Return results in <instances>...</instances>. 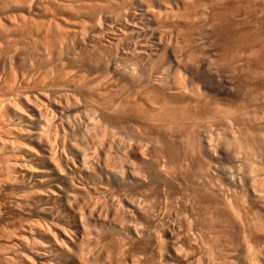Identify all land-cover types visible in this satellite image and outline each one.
<instances>
[{
	"label": "rangeland",
	"instance_id": "1",
	"mask_svg": "<svg viewBox=\"0 0 264 264\" xmlns=\"http://www.w3.org/2000/svg\"><path fill=\"white\" fill-rule=\"evenodd\" d=\"M158 1L159 0H151V1L149 0L148 2H146L144 0H130V1L129 0L128 1L127 0H118L119 4L116 3L117 5L115 4V5H112L111 8L109 7L110 10L108 9V13H106V15H109L111 17H113V15L119 11L120 12L125 11L127 13H130V14L133 13L134 14V17L132 20L133 21L132 22L133 27L131 28L133 31L132 32L133 38L135 40L143 43L145 45V48L147 49L145 55L139 54L137 56H129V57L127 56L126 59L124 58L123 60H121L122 62L117 61L118 62L117 66H119V67H117L118 69L116 71H112L108 65V63H111L112 61H115V59H116L115 58L116 56L114 54L115 51L113 50V48L108 47L110 49L109 50L107 48V46H100V45L99 46L96 45L95 46L96 48L94 46L87 48V46L85 47L84 45L80 44V41L84 40V37H82L83 35H81L80 33H73V32H69V34H68V31L66 32L67 36H66L65 40H63L61 42L54 40L53 35L56 34V31L54 30L55 27L52 26L53 24H51V22H56L57 25L59 24L58 27L60 30L66 31L64 27L65 26L67 27V25L66 24L64 25V23H62L59 20V18H60V15H62L61 18L64 16L65 17H71V16H68L66 11H64V10L61 11V9L58 6L56 7L53 4V1H48L47 5H45L43 8H41L42 10L40 13L43 14V10H44L43 17L40 14L39 16H36L37 18L35 17V19H34L36 24H37L36 25L37 27H40L42 24L43 25H46L47 23L51 24V28H52L50 31L51 33L49 32L47 34L49 42L51 43V44L49 43L50 45L47 44V46H46L45 44H43L42 38H41V36L43 37V33L40 30H38L39 32L36 31L34 26H32V30L30 29L29 32H25L21 28H17V29L15 28V29H11V30L7 31V33L4 32L2 35H0L1 38L3 37V39L0 38L1 39L0 40L1 47L3 45L2 49L0 48V50H1L0 51V55H1L0 56V70H1L0 71V176H1L0 177V186L2 187V188L0 187V202H1L0 203V221H1L0 222V231H1L0 232V246H1L0 247V257L8 255L9 252L15 248L16 236L20 232L19 231L20 225H18L15 222L12 223L13 219L11 218L10 215L8 216L2 208V204L4 203V199H6L7 196L13 195V193L16 194V192H17L15 190L14 186L16 187V184H17L19 179L14 177L13 174H11V172H14L19 165H22V163H26V166H28L29 163H31V161H29V158H28L29 155L31 154L30 152H32L36 149H39L41 147V145H44V146L50 147L51 149L52 148L53 149L54 148L55 149H62V153L64 151L65 152L64 154L67 155V157L68 156L73 157V154L76 152L78 154H82V153L85 154L86 153L87 159L85 158L86 159L85 163L88 161V158H89L90 162L88 161L85 164V166L88 164L89 166L92 165L94 168L96 167V169H94L92 167L94 169V172L96 170L98 172L99 171L101 172V170L103 171V169L104 170L106 169V166L108 169H106V171H104V172L108 173L110 169L113 171V172L110 171L108 173V175L110 174V177L107 176V177H109L110 182L107 181L108 179L104 181V178H103V179H100L101 183H97V185H99V186L102 185V186H100L102 188H99V186H97L98 192H100V194L92 193L90 190L88 192L80 190L83 192V195L85 194L84 197L82 195V192H81V194L79 193L78 196H76L77 208L80 206V207L85 208L88 211L87 212L88 214H86L87 220L85 219L86 223H84V226H85L84 230H88L91 227V225H92V227L89 229L91 232L90 231L89 232L84 231V233H87V232L89 233V235L91 236V239H90V237L86 238L87 236H86V234H84V237H83L84 239L82 240V242L76 243V245H74V247L72 248L73 252L71 251V255H72V257H74V259H77L78 256L80 255L79 253L84 251V253L87 254V255H85V257H87L88 259H90L91 257H94V259L97 261L98 264H100L102 261H103L102 264H105V263L106 264H113L114 262H115L114 264H118V262H119V264H125L124 261H126V264H127L128 260H126V259H128V256H126V255H128L130 250L135 249V251L137 252V255L140 256L139 258L145 259V260H141V262H142L141 264H148V262H149V264H151V262H152V264H155V263L156 264L157 263L158 264H161V263L162 264H164V263L165 264H185V263L186 264H197L200 262H201V264H233V263H235V264H248V263L251 264L252 262L254 264H264V256H263L264 255V250H263L264 249V245H263L264 244V222H263L264 221V219H263L264 218V209H263L264 208V200H263L264 199L263 198L264 197V184H263L264 173H261V170H262V172H264V170H263L264 169V165H263V163H264V124H263V122H264V116H263L264 115V59H263L264 58V55H263L264 54V47L263 46L264 45L263 44L264 43H262L264 41V38H262V37H264V35H263L264 34V26H263L264 25V18H263L264 17V0H262V1L261 0H259V1L258 0H188V1L187 0H165V1L160 0L159 2ZM180 1H182V2H180ZM162 2L165 4L164 6H162ZM165 2H167V3H165ZM198 3H200V4H198ZM253 3H254V5H252ZM127 4L129 7L127 6ZM167 4H169V5H167ZM192 5L195 9L193 7H190ZM148 6H149V8H148ZM45 7L47 9H45ZM150 7H151V9H150ZM176 7H178V8H176ZM247 7H248V9H247ZM55 8H57V10H55ZM119 8H120V10H118ZM164 8H166V10ZM213 8H215L216 10H214ZM229 8H232V9H229ZM228 9H229V11H228ZM104 10H107V9H104ZM170 10H171L172 14H171V12H169ZM218 10L220 13L218 12ZM56 11H57V13H56ZM153 11H154V13H153ZM222 12H223V14H222ZM60 13H62V14H60ZM157 13H159V14H157ZM226 13L229 15H226ZM170 14H171V16L173 15V17H172L173 19L170 17ZM56 16H58V17H56ZM81 16H79L80 18H78V17L75 18V20H74L75 24L82 22L81 24H85V25L87 24V26H88L91 23H93L92 22L93 20H95V19L91 20L90 15L86 16L85 13L82 14ZM155 16H157L158 18ZM178 16L179 17L182 16V17L179 18ZM166 17H168V18H166ZM183 17H185V18L183 19ZM192 17L194 18V20ZM202 18H203V20L205 18L204 23H203ZM70 19L72 20V18H70ZM223 19H224V21H223ZM134 21H135V24H134ZM212 21H214V22H212ZM245 21H246V23H245ZM175 22H176V24H175ZM94 23H96V21H94ZM198 24H199V26H198ZM257 24H259V25H257ZM61 25L64 27H62ZM172 25L175 27H173ZM207 25H209V26H207ZM233 25H234V27H232ZM159 26H160V28H158ZM260 26H262V27H260ZM174 28H176V29L174 30ZM204 28H206V29L204 30ZM89 29H90V27H89ZM89 29H87V31ZM185 29H188V30H185ZM211 29H212V31H211ZM260 29H261V32H260ZM157 30H159L160 32L164 31L163 35L165 34L166 36L165 35L160 36L162 34ZM165 30L168 34L165 32ZM248 30H249V32H248ZM174 31L176 32V34ZM187 31H188V34L186 33ZM257 31H258V33H257ZM88 32H86V33H88ZM193 32H194V34H193ZM245 32H246V34H245ZM179 33L181 35H179ZM206 33H207V35H206ZM240 33H241V35H240ZM248 33H250L249 34L250 36L247 35ZM22 34H24V35H22ZM212 34H214V35H212ZM252 34L259 35L260 39H258V41H260V42L253 40L254 43H252V41H251V39L253 38ZM72 35H74V36H72ZM242 35H244V36H242ZM178 36H180V37H178ZM247 37H251V38L248 39ZM51 38H52V40H50ZM81 38H83V39H81ZM196 38H198V39H196ZM238 38L240 39V41L238 40ZM242 38L246 39V42H248V43L246 44V42L243 41ZM19 39L20 40L22 39L21 42ZM168 39L170 41H168ZM247 39H248V41H247ZM208 40H209V42H208ZM174 41H175V43H173ZM158 42H160V43H158ZM184 42H185V45H184ZM20 43L22 46L23 45L24 46L22 47L20 45ZM52 43H54V44H52ZM180 43H181V45H180ZM146 44H147V46H146ZM212 44H213V46H212ZM4 46L6 47V49ZM57 46H59V47H57ZM45 47H46V50H45ZM172 49H174L175 51L174 50L172 51ZM71 51H72V53H71ZM95 51H96V53H95ZM239 51H241V53ZM238 53H239V55H238ZM22 54H23V56H22ZM230 55H231V57H229ZM9 56H10V58H9ZM194 56H197V57H194ZM236 56H239L240 59H239V57H236ZM12 57H14V58H12ZM33 57L35 60L33 59ZM64 57H66L67 59ZM254 57H256V58H254ZM10 59H11V61H10ZM28 60H30V61H28ZM126 60H127V62H126ZM140 60H142V61H140ZM177 60H179V61H177ZM254 60H256V61H254ZM93 62H95V63H93ZM118 64H120V65H118ZM257 64H259V65H257ZM200 65H202V66H200ZM238 67L242 71L239 70ZM260 67H261V69H260ZM104 68H106V69H104ZM191 68L192 69L194 68L193 71ZM216 68H217V70H216ZM251 69H253V70H251ZM256 69L259 71V74H258V71H255ZM123 71L125 72V74ZM126 71H127V74H126ZM131 71L134 72L133 76H131L132 75ZM194 71L195 72L199 71L201 74V75L198 74L199 77L202 76L201 78H203V79L200 78L201 84H199V86L196 88V90L198 89L197 91L195 90L194 86L189 85V84H191V79L194 76V73H195ZM202 71H204V72H202ZM13 72H15V73H13ZM107 73L111 74L112 77L110 75H108ZM30 74H31V76H30ZM116 74H118V76ZM148 74H151L152 77H149L150 75H148ZM253 74H254L255 78H254ZM71 75H72V77H71ZM65 76H67V77H65ZM97 76H99V77H97ZM187 77H189V78H187ZM256 77H258V78H256ZM112 78H113V80H112ZM155 78H156L157 82L155 81ZM145 79L147 80V82L149 81L150 83H153L154 85L150 84L149 82L147 83ZM189 79H190V82H189ZM204 79H206V80H204ZM70 80L72 83L69 82ZM108 80H110V81H108ZM202 80L204 83L202 82ZM123 81L125 82V85H124ZM111 82H112V84H111ZM254 82H255V84H259L262 82V84L255 87L252 85ZM91 83H93V84H91ZM133 84H134V86H133ZM137 84H138V86H137ZM151 85H153V86H151ZM111 86L113 87V89ZM203 86L205 88H202ZM124 87H125V89H124ZM102 88H103V90H101ZM107 88H109L111 92L108 93L109 89H107ZM220 88H221V90H220ZM230 88H231V90H230ZM141 89H144V90H141ZM187 90H188V92H187ZM136 91H137V93H136ZM198 91H200V92H198ZM124 93H126V94H124ZM130 93L132 96L130 95ZM112 94H113V96H111ZM253 94H254V96H253ZM257 96H259V97H257ZM35 97H36V99H35ZM252 97H254V98H252ZM106 98H108V99H106ZM196 98H200V99H196ZM109 99L111 101L114 99L112 101L114 104L116 102H121L123 104V106L125 105L124 107H122V113L119 114L118 112H116V110H112L111 112H107L103 108L104 105L101 106L102 104H105V102H107ZM161 99H162V101H160ZM33 100H34V102H33ZM47 100L50 102H54L55 104L51 103L52 105H49L47 103ZM201 101L202 102L204 101V102L201 103ZM59 102H60V104H59ZM100 102H104V103H100ZM198 102L200 103L199 105H198ZM242 102H243V104H242ZM32 103H33V105H32ZM57 104L60 105L62 108H64L65 106L66 107L61 111L58 108ZM151 104H153V105H151ZM173 104H174V106H173ZM13 105H14V107H13ZM130 105H132V107ZM155 105H157V106H155ZM196 105H198V106H196ZM231 105L233 108L237 106L236 108H234V109H236V110H234L235 112L233 111V108L231 107ZM24 106H25V109H24ZM28 106L31 109L34 108L33 111H30V108ZM40 107H41V109H40ZM87 107H88V109H87ZM133 107H134V109L136 108L135 111H134ZM139 107H140V109H139ZM197 107H200L198 110H200L202 108L205 109V111H207L206 114L204 113L205 111L201 112L200 114H199V112L197 113V111H198L196 109ZM226 107H228V108H226ZM20 108L21 109L23 108V109L21 110ZM44 108L48 109V110L51 109V110L47 111L49 118L48 117L46 118L45 115H44L45 116L44 117L43 115H38L35 113L37 110H43ZM187 108H189V109H187ZM231 108H232V111L229 110ZM165 109L169 110V112H168L169 114L170 113H172V114L168 115V113H166L167 111L165 112ZM193 109L197 110V111H193ZM237 109H238V112H236ZM213 110H217V111H213ZM227 110H229V111H227ZM24 111H25V113H27V117H26V114L24 113ZM50 111H53V112L51 113ZM189 111H191V112H189ZM192 111L195 113L192 114ZM223 111L225 113H223ZM226 111H227V114L230 113L232 116L230 114L227 115ZM32 112H33V114H32ZM186 112H188V113L186 114ZM208 112H214V113H208ZM260 112H262V114ZM54 113L56 116L54 115ZM62 113H64V114H62ZM109 113H110V115H109ZM111 113L113 114V116ZM126 113H128V114H126ZM180 113H183V114H180ZM247 113H248V115H247ZM157 114H158V116H157ZM195 114H197V115L199 114L198 115L199 117L196 116ZM201 114H204V115L202 116ZM221 115L225 118H223ZM34 116L37 119L34 118ZM186 116L188 117V119L186 118ZM247 116H248V118H247ZM111 117L113 120L111 119ZM237 117H239V118H237ZM30 119L32 121H30ZM66 119H67V121H66ZM198 119H199V121H198ZM245 119L247 120V122ZM254 119H256V121ZM248 120H249V122H248ZM102 121H105V122H102ZM113 121L115 124L112 123ZM243 121L245 122V124H242V123H244ZM46 122H47V124H46ZM239 122H241V123H239ZM188 123H190V124H188ZM260 123H262V124H260ZM167 124H169V125H167ZM173 124H174V126H173ZM99 125H100V127H99ZM183 125L185 127H183ZM160 127H163V128H160ZM182 127L184 129H182ZM191 127L194 129H192ZM239 127L241 128V130ZM107 128H108V130L105 131V129H107ZM170 128H172V129H170ZM206 128H208V129H206ZM229 128L231 129L232 132H230ZM204 130H206V131H204ZM254 131L256 133H254ZM182 132H184V133H182ZM186 133H188V134H186ZM232 134L235 135L236 137L233 136ZM185 135H189V139L187 138L188 136H185ZM242 135L244 137L246 135V137L244 138ZM41 136H42V138H38ZM51 136H52V138H51ZM155 136H157V137H155ZM230 136L232 137V139ZM249 136H250L252 141L249 139ZM233 137L235 138V143L237 142V144L239 145L240 151L238 150V148L236 146H229L230 144L232 145V142H233L232 140H234ZM31 138H33V139H31ZM185 138L187 141L186 143H185ZM58 139L60 142L58 141ZM228 139H229V141H228ZM256 139H257V142H256ZM62 140H63V142H62ZM154 140H156V141H154ZM179 140H182V141H179ZM189 140L192 141L191 144H193V146L191 144H189V142H188ZM197 140H198V142H197ZM211 140H214V142L212 141V145H211ZM244 140H246V141H244ZM250 141L253 142V144H252V146H249V148L250 147L251 148L248 150L247 143H249ZM235 143H233V145ZM186 144L188 146L194 147V150L191 147L193 152L191 151V153L187 154V152L190 151V150H188V148L189 149H191V148L186 146ZM237 144H235V145H237ZM39 145H40V147H39ZM245 145H246V147H245ZM261 145H263V147H261ZM231 147L232 148L236 147L237 149L235 148V150H237V151L233 150ZM255 147L257 149H255ZM79 148H80V150H79ZM198 148L199 149L201 148V150H199ZM28 149L30 152L28 151ZM158 149H171V150L173 149L174 151L172 150V152L174 155H173L172 160H169L163 156H160L158 154ZM185 149H187V152L185 154L186 156H184L185 158L182 157L183 158L182 159L181 156L183 155V152L186 151ZM195 149L198 150V152ZM213 149H214V153L212 151ZM215 149H216V151H215ZM67 150H68V152H66ZM77 150H79V151H77ZM140 150L143 151L144 153H142ZM232 150H233V152H232ZM252 150H254L255 152L254 151L252 152ZM199 151H201V152H199ZM130 152H134L136 155H133ZM176 152L179 154H177ZM260 152H262V153H260ZM114 153H116V154H114ZM140 153H142L143 158H141L139 156ZM202 153H203V156H202ZM229 153H232V155ZM237 153L238 154L240 153V154L238 155ZM214 154H215V156H214ZM175 155H178L179 158L174 157ZM247 155L249 156V158ZM251 155L254 159L251 157ZM62 156H63V154H62ZM256 156L259 157L258 159H260V161L257 159ZM198 157H200V158H198ZM43 158L46 161V166L48 167V169H54L53 168V165H54L53 162L54 161L52 160V163H51V161H49L50 159L48 157L44 156ZM242 158H244V159H242ZM74 159H76L75 160L76 165L82 164L79 159H77V158H74ZM235 159H237V160H235ZM174 160H175V162H174ZM247 160H249V161H247ZM91 161H93V163ZM124 162L126 164H124ZM78 163H80V164H78ZM183 163H184V165H183ZM231 163H232V165H234V164L235 165L231 166ZM97 164H98V166H96ZM181 164H182V166H181ZM210 164H212V165H210ZM245 164H246V166H245ZM250 164L251 165L255 164V165L253 167ZM248 165L250 166V168L251 167L253 168V169L251 168L253 170V172L249 168ZM5 166L8 168V170H6ZM13 166H14V169H13ZM85 166H84V168L87 167V166L86 167ZM89 166L87 168L90 169L91 166L90 167ZM184 166H185V168H184ZM257 167H258V169H257ZM112 168H115V169H112ZM157 168H158V170L159 169H161V170L158 171ZM70 169L71 170L66 169V171L65 170L61 171V179L62 178L63 179H62V181L59 182V185H61V189L63 192L64 191L66 192L68 190L67 184L72 179L73 175H74V177H73L74 179L77 176V174L74 173L75 169H73L71 167H70ZM89 169H87V170L89 171ZM93 169H91L92 173L87 171V173L89 174V177H88V179L86 178V181L88 180L87 181L88 183L91 181V178H93V176H100V174L97 172H95V174H94ZM130 169L132 172L135 171L133 173L137 172L138 175H140V176H138L137 174H133V173L131 174ZM152 169H154V170H152ZM114 170L116 171V173L114 172ZM209 170H210V172H209ZM247 171H249L250 173H253V175ZM118 172H120V173H118ZM128 172L130 173V176H129ZM139 172H140V174H139ZM62 173H64L65 176ZM87 173H86V175L88 176ZM111 173L112 174L115 173L113 175L119 174L122 176L124 174V176H123L124 178H122V176L120 177L119 175L113 176ZM206 173H208V174H206ZM242 173L243 174L245 173V175H243ZM257 173H258V175H257ZM71 174H72V177H71ZM90 174H92L93 176H91ZM96 174H98V175H96ZM249 174L251 175V177H249L250 176ZM66 175L70 176V179ZM134 175H136V176H134ZM141 176L142 177L144 176L145 179H147V180H144L143 179L144 177L142 178ZM160 176L164 177L166 179V181H168L174 185L176 183L177 186H176V188H173V189L169 190L168 192H165L164 194H159V195L157 194V197H156L155 195L157 192V188H156L155 181H157ZM254 176H257V177H254ZM139 177H141V178H139ZM214 177H215V179H214ZM114 178H115V180H114ZM138 178L141 181V183L138 180ZM251 178L252 179L257 178L256 180L253 179L254 182L256 181L255 187H253L254 184L251 186V182H252ZM74 179H73V181H74ZM89 179H90V181H89ZM116 179H119V180L123 179L124 182H122V181L118 182V180H116ZM134 179H135V181H134ZM142 179L145 182L142 181ZM15 180H17V181H15ZM261 180H262V183H261ZM12 181H15V182H12ZM115 181H116V183H114ZM201 181H202V183H201ZM225 181H227V182H225ZM254 182H252V183H254ZM109 183H111V184H109ZM119 183H121V184H119ZM114 184H116V185H114ZM104 185H105V187H104ZM10 186L13 187L14 189L13 188L11 189ZM259 186H261V187L259 188ZM253 188H255V189H253ZM240 189L242 190V192ZM2 191H3V193H2ZM103 191H105V192L102 193ZM245 191H246V193H245ZM253 191H255L257 193L254 194ZM258 191H261V192H258ZM86 192L88 195L86 194ZM17 194H20V193H17ZM241 194H242V196H241ZM260 194L263 195V197L260 196ZM197 195H198V198H197ZM194 196L196 198H194ZM221 196H222V198H221ZM112 197H114V198H112ZM78 198H79V200H78ZM85 198H87V200ZM117 198H119V199H117ZM150 198H152V199L154 198V199L151 200ZM204 198H206V199H204ZM130 199H132L133 201L140 199L139 202L141 203V205L140 204L139 205L143 208L142 213L136 215L138 217L134 216L135 219H133L131 216H128L130 212L128 213V211L125 210V208L123 209V212L125 214L121 213L122 214L121 215V214H119L120 212H118V210L116 211L117 205H120V204L126 205V203L130 201ZM159 199L161 202L158 205ZM213 199H215L216 201ZM258 199L259 200L261 199V200L259 201ZM85 200H86V202H85ZM92 200H93V202H92ZM116 200H118V203ZM146 200H148L147 201L148 203L146 202ZM150 200L152 202V206H151ZM110 201L111 202L113 201L112 202L113 204ZM87 202H89V203H87ZM122 202H124L125 204ZM95 203H96V205H95ZM115 203H116V205H114ZM240 203H241V205H239ZM108 204L111 205L112 207L109 206ZM142 204H144V205L142 206ZM147 204H150V205L148 206ZM227 204H229L230 206ZM86 206H87V208H86ZM91 206L92 207L94 206L93 207L94 209L91 210V208H92ZM212 206H214V207H212ZM199 207H201V208H199ZM235 207H236V210H235ZM149 208H151V211H150L151 214L154 212L151 215V217H150V213L148 212V210H150ZM73 209L76 210L75 206ZM152 209H153V211H152ZM158 209H159V213H158ZM197 209H198V211H197ZM212 209H214V210H212ZM219 209H220V211H219ZM104 210H106V211H104ZM91 211L92 212L95 211L93 216L91 215ZM99 212H101V213H99ZM115 212H117V213H115ZM144 212L148 217L144 214ZM212 212H215V214ZM244 212H246V214ZM155 213H157V214L155 215ZM209 213L211 216H213V215L217 216L218 215L219 217L218 216L214 217V218L210 217ZM229 213L232 216L234 214V216L232 217ZM89 214H90V218H89ZM103 214H104V216H103ZM126 214H127V216H126ZM142 214H144V215L142 216ZM219 214H221V215H219ZM224 214H226V216ZM250 214H252V215H250ZM96 215H97V217H96ZM105 215H106V217H105ZM258 215L259 216L261 215V216L259 217ZM221 216H222V218H220ZM104 217H105V221H104ZM174 217H175V219H174ZM223 217L225 218L226 222L228 221L227 223L222 222ZM237 217L240 220H238ZM97 218H99L98 221H97ZM215 218H220L217 220L219 222H222V223H218V221ZM132 219H133V221H132ZM144 219H145V221H144ZM152 219H153V221H152ZM7 220H9V221H7ZM130 220H131V222H130ZM241 220H243V221H241ZM184 221H185V223H184ZM158 222H159V224H158ZM257 222L259 224H261V226L258 225ZM102 223L106 227L103 226ZM134 223H135V226H137V227L142 225V230H143L142 236H141V241L139 240L140 243L138 244V246H136L135 244H132L133 242H130L129 238H127V236L129 235L128 231H125L127 228H129V226L131 224L133 225ZM86 224L89 225L88 226L89 228L86 226ZM147 224H148V226H146ZM223 224H224V226H223ZM127 225H128V227H127ZM185 225H187V226H185ZM188 225H189V227H188ZM211 225H212V227H211ZM262 225H263V227H262ZM109 226H110V228H109ZM120 226H122L121 230H120ZM240 226H242V227H240ZM86 227L88 229H86ZM101 227H103V228H101ZM163 227L167 228V229H164ZM10 228L11 229L13 228V229L11 230ZM168 228H169V231H173V233H174L173 238L174 239L173 238L167 239L165 236H163L168 231ZM187 228L189 229V231ZM7 229H8V231H7ZM96 229L98 230V233H100V234L97 233ZM118 230H119V232H118ZM9 231H11V232H9ZM123 231H124V234L120 235V233H123ZM125 232H127V233L125 234ZM94 233H95V235L92 236V234H94ZM96 233L98 235H101V237L96 235ZM193 233H194L195 237L193 236ZM242 233H244V234L246 233V235L244 236V234H242ZM113 235H115V236L113 237ZM230 235H231V237H230ZM95 236H98L99 238L95 237ZM119 236L120 237L122 236L124 239L122 237L119 239L118 238ZM13 237H14V239H13ZM112 237H113V239H110ZM153 237L154 238L156 237L155 238L156 241L158 239L157 242L159 244L154 241L155 239ZM241 237L243 240L245 238H247L244 240L245 242L241 239ZM96 238H98V240L101 242L98 247H95ZM147 238H149V241L151 240L150 242H153L154 244L157 243V245H154L153 243L147 244L146 243L148 241ZM164 238H166V239H164ZM194 238H195V241H194ZM86 240H87V242H86ZM164 240H167V241H164ZM112 241L115 243L118 242V244L120 243V245L122 246L121 252L118 253L121 257L118 254L117 255L114 254L115 252L109 253V254H107V257L109 256L108 259H105V261L107 260L108 262H105L103 260V258H105L104 257L105 253L100 248H101V245L103 243H107V242L110 243ZM120 241H122V243ZM129 242H130V244H129ZM161 242H162V244H160ZM195 242H196V244H195ZM203 242H204V244H203ZM218 242H220V243H218ZM141 243L144 245H142ZM210 243H211V245H210ZM213 243H214V245H213ZM151 244L154 245V247ZM229 244H231V246ZM245 244H246V246H245ZM247 244H248V247H247ZM86 245H87L88 249L86 248ZM88 246H90V248ZM180 246L182 247V249ZM205 246L207 248H205ZM249 247L252 249H250ZM87 250H88V252H90V250H91V253H89V256H88ZM99 250H101V251H99ZM244 250H245V252H244ZM94 251H95V253H94ZM146 251H147V253H146ZM121 253L124 254L125 256L121 255ZM140 253H141V255H140ZM150 253H151V255H150ZM155 253H156V255H155ZM91 254L93 256H91ZM166 254H168V255L166 256ZM175 254H177V255H175ZM249 254H250V256H248ZM251 254H252V256H251ZM255 254H257V255H255ZM99 255L101 256L102 259L100 258ZM102 255H103V257H102ZM184 255L188 256V257L186 258V260L184 259V262H183V259H181V258L182 257L185 258ZM246 255H247V257H246ZM143 256L145 258H142ZM149 256L151 257V259ZM118 257H120V258H118ZM168 257H169V259H168ZM249 257H251L252 259H250ZM212 259L215 261H213ZM196 260H199V261L196 262ZM251 260H252V262L250 263ZM144 261H148V262H144ZM109 262H111V263H109ZM0 264H1V262H0Z\"/></svg>",
	"mask_w": 264,
	"mask_h": 264
},
{
	"label": "bare ground",
	"instance_id": "2",
	"mask_svg": "<svg viewBox=\"0 0 264 264\" xmlns=\"http://www.w3.org/2000/svg\"><path fill=\"white\" fill-rule=\"evenodd\" d=\"M48 1H53V4L57 7H59L60 9H61V11L62 10H64V11H66L67 12V15L68 16H71V17H62L61 18V16L62 15H60V14H62V13H60L59 15H60V18H59V20L62 22V23H64V25L66 24L67 25V27L65 26H62V27H64L65 28V30L66 31H63V30H60L59 29V27H58V25H57V23L56 22H51V24H53L52 26L53 27H55V31H56V34H54L53 36H54V40L55 41H63V40H65L66 39V36H67V31H68V34H69V32H73V33H80L81 35H83L82 37H84V40H79L80 41V44H82V45H84L85 47L87 46V48L88 47H92V46H96V45H100V46H107V48L108 47H110V48H113V50L115 51V61H112L111 63H108V65H109V67L111 68V70L112 71H116L118 68L117 67H119V66H117V61H119V62H122L121 60H123L124 58L126 59L127 58V56L129 57V56H137V55H145L146 54V48H145V45L143 44V43H141V42H139V41H137V40H135L134 38H133V34H132V27H133V17H134V14L133 13H127V12H125V11H119V12H116L114 15H113V17H111V16H109V15H106V13H108V9H109V7L111 8V6L112 5H115L116 3H118V0H0V35H2L4 32L5 33H7V31H9V30H11V29H17V28H21V29H23V31H25V32H29V30L31 29L32 30V26H34V28L36 29V31H38V30H40L42 33H43V37L41 36V38H42V42H43V44H45L46 46H47V44H49L50 42H49V39H48V36H47V34L51 31V24L50 23H47L46 25H39L40 27H37L36 25V22H35V17L36 16H39L40 14H41V16L43 17V14H44V10H43V14L42 13H40L41 12V8H43L45 5H47V3H48ZM128 1V0H127ZM130 1V0H129ZM144 1H146V2H148L147 0H144ZM151 1V0H150ZM160 1V0H159ZM158 1V2H159ZM165 1V0H164ZM188 1V0H187ZM259 1V0H258ZM262 1V0H261ZM157 2V3H158ZM180 2H182V1H180ZM245 2V1H244ZM145 3V2H144ZM165 3H167V2H165ZM169 3V2H168ZM250 3V2H249ZM119 4V3H118ZM126 4V3H125ZM147 4V3H146ZM161 4V3H160ZM198 4H200V3H198ZM223 4V3H222ZM243 4V3H242ZM117 5V4H116ZM150 5V4H149ZM165 4L162 2V6H164ZM167 5H169V4H167ZM182 5V4H181ZM185 5V4H184ZM252 5H254V3L252 4ZM256 5V4H255ZM127 6H128V4H127ZM177 6V5H176ZM195 6V5H194ZM229 6V5H228ZM240 6V5H239ZM244 6V5H243ZM242 6V7H243ZM129 7V6H128ZM166 7V6H165ZM169 7V6H168ZM172 7V6H171ZM190 7H193V5L192 6H190ZM198 7V6H197ZM219 7V6H218ZM250 7V6H249ZM148 8H149V6H148ZM176 8H178V7H176ZM188 8V7H187ZM194 8V7H193ZM238 8V7H237ZM255 8V7H254ZM45 9H47L46 7H45ZM59 9V10H60ZM104 9H107V10H104ZM113 9V8H112ZM150 9H151V7H150ZM153 9V8H152ZM165 10H166V8H164ZM168 9V8H167ZM170 9V8H169ZM192 9V8H191ZM195 9V8H194ZM214 10H216L215 8H213ZM226 9V8H225ZM229 9H232V8H229ZM229 9H228V11H229ZM247 9H248V7H247ZM260 9V8H259ZM55 10H57V8H55ZM54 10V11H55ZM58 10V11H59ZM110 10V9H109ZM118 10H120V8L118 9ZM122 10V9H121ZM124 10V9H123ZM176 10V9H175ZM210 10V9H209ZM241 10V9H240ZM246 10V9H245ZM254 10V9H253ZM161 11V10H160ZM178 11V10H177ZM181 11V10H180ZM191 11V10H190ZM225 11V10H224ZM232 11V10H231ZM234 11V10H233ZM46 12V11H45ZM111 12V11H110ZM115 12V11H114ZM149 12V11H148ZM169 12H171V10L169 11ZM185 12V11H184ZM189 12V11H188ZM218 12H219V10H218ZM217 12V13H218ZM236 12V11H235ZM248 12V11H247ZM56 13H57V11H56ZM86 14V16L87 15H90V18H91V20L92 19H95V20H93L92 22L93 23H91L90 25H88L87 26V24L85 25V24H81V23H74V20H75V18H80L79 16H81L82 14ZM88 13V14H87ZM153 13H154V11H153ZM174 13V12H173ZM182 13V12H181ZM201 13V12H200ZM207 13V12H206ZM212 13V12H211ZM220 13V12H219ZM157 14H159V13H157ZM165 14V13H164ZM171 14H172V12H171ZM171 14H170V17L172 18L173 17V15L171 16ZM189 14V13H188ZM192 14V13H191ZM205 14V13H204ZM208 14V13H207ZM222 14H223V12H222ZM47 15V14H46ZM198 15V14H197ZM226 15H229V14H227L226 13ZM225 15V16H226ZM234 15V14H233ZM232 15V16H233ZM258 15V14H257ZM262 15V14H261ZM40 16V17H41ZM45 16V15H44ZM137 16V15H136ZM135 16V17H136ZM158 16V15H157ZM157 16H155V17H157ZM161 16V15H160ZM159 16V17H160ZM167 16V15H166ZM186 16V15H185ZM206 16V15H205ZM263 16V15H262ZM56 17H58V16H56ZM82 17V16H81ZM89 17V16H88ZM179 17V16H178ZM180 17H182V16H180ZM179 17V18H180ZM194 17V16H193ZM192 17V18H193ZM210 17V16H209ZM218 17V16H217ZM223 17V16H222ZM231 17V16H230ZM37 18V17H36ZM70 18H72V20L70 19ZM158 18V17H157ZM166 18H168V17H166ZM185 17H183V19H184ZM213 18V17H212ZM219 18V17H218ZM264 18V17H263ZM40 19V18H39ZM58 19V18H57ZM170 19V18H169ZM173 19V18H172ZM230 19V18H229ZM45 20V19H44ZM161 20V19H160ZM193 20H194V18H193ZM202 20H203V18H202ZM204 20H205V18H204ZM204 20H203V23H204ZM39 21V20H38ZM47 21V20H46ZM94 21H96V23H94ZM166 21V20H165ZM170 21V20H169ZM207 21V20H206ZM222 21V20H221ZM223 21H224V19H223ZM254 21V20H253ZM42 22V21H41ZM164 22V21H163ZM173 22V21H172ZM184 22V21H183ZM194 22V21H193ZM212 22H214V21H212ZM211 22V23H212ZM216 22V21H215ZM220 22V21H219ZM233 22V21H232ZM84 23V22H83ZM229 23V22H228ZM245 23H246V21H245ZM251 23V22H250ZM254 23V22H253ZM258 23V22H257ZM39 24V23H38ZM61 24V23H60ZM134 24H135V21H134ZM162 24V23H161ZM175 24H176V22H175ZM216 24V23H215ZM223 24V23H222ZM240 24V23H239ZM248 24V23H247ZM261 24V23H260ZM159 25V24H158ZM157 25V26H158ZM174 25V24H173ZM172 25V26H173ZM194 25V24H193ZM204 25V24H203ZM220 25V24H219ZM224 25V24H223ZM242 25V24H241ZM252 25V24H251ZM257 25H259V24H257ZM263 25V24H262ZM164 26V25H163ZM191 26V25H190ZM197 26V25H196ZM198 26H199V24H198ZM207 26H209V25H207ZM206 26V27H207ZM264 26V25H263ZM89 27H90V29H89ZM167 27V26H166ZM169 27V26H168ZM173 27H175V26H173ZM187 27V26H186ZM202 27V26H201ZM232 27H234V25L232 26ZM260 27H262V26H260ZM158 28H160V26L158 27ZM162 28V27H161ZM195 28V27H194ZM221 28V27H220ZM225 28V27H224ZM228 28V27H227ZM226 28V29H227ZM230 28V27H229ZM248 28V27H247ZM87 29H89L88 31H87ZM164 29V28H163ZM176 28H174V30H175ZM179 29V28H178ZM191 29V28H190ZM206 28H204V30H205ZM231 29V28H230ZM240 29V28H239ZM253 29V28H252ZM257 29V28H256ZM263 29V28H262ZM161 30V29H160ZM167 30V29H166ZM166 30H165V32H166ZM169 30V29H168ZM172 30V29H171ZM183 30V29H182ZM185 30H188V29H185ZM203 30V31H204ZM258 30V29H257ZM17 31V30H16ZM22 31V32H23ZM156 31V30H155ZM157 31H159V30H157ZM179 31V30H178ZM181 31V30H180ZM201 31V30H200ZM208 31V30H207ZM211 31H212V29H211ZM247 31V30H246ZM14 32V31H13ZM39 32V31H38ZM86 32H88V33H86ZM160 32V31H159ZM164 32V31H163ZM163 32H160L162 35H160V36H164L163 35ZM175 32V31H174ZM217 32V31H216ZM248 32H249V30H248ZM260 32H261V29H260ZM259 32V33H260ZM16 33V32H15ZM19 33V32H18ZM33 33V32H32ZM51 33V32H50ZM167 33V32H166ZM178 33V32H177ZM187 34H188V31L186 32ZM201 33V32H200ZM199 33V34H200ZM210 33V32H209ZM212 33V32H211ZM257 33H258V31H257ZM10 34V33H9ZM13 34V33H12ZM27 34V33H26ZM168 34V33H167ZM172 34V33H171ZM175 34H176V32H175ZM186 34V35H187ZM193 34H194V32H193ZM220 34V33H219ZM218 34V35H219ZM244 34V33H243ZM245 34H246V32H245ZM250 33H248L247 35L248 36H250L249 35ZM6 35V34H5ZM22 35H24V34H22ZM52 35V34H51ZM85 35V36H84ZM179 35H181L180 33H179ZM206 35H207V33H206ZM212 35H214V34H212ZM240 35H241V33H240ZM264 35V34H263ZM8 36V35H7ZM16 36V35H15ZM21 36V35H20ZM26 36V35H25ZM72 36H74V35H72ZM166 36V35H165ZM183 36V35H182ZM203 36V35H202ZM242 36H244V35H242ZM252 36H253V38L251 39V41H252V43H254L253 42V40L254 41H258V39H260L259 38V35H257V34H252ZM6 37V36H5ZM23 37V36H22ZM29 37V36H28ZM70 37V36H69ZM80 37V36H79ZM78 37V38H79ZM175 37V36H174ZM178 37H180V36H178ZM209 37V36H208ZM230 37V36H229ZM239 37V36H238ZM1 38V37H0ZM31 38V37H30ZM142 38V37H141ZM160 38V37H159ZM158 38V39H159ZM213 38V37H212ZM234 38V37H233ZM237 38V37H236ZM248 39L249 38H251V37H247ZM262 38H264V37H262ZM1 39H3V37L1 38ZM0 39V40H1ZM8 39V38H7ZM16 39V38H15ZM14 39V40H15ZM29 39V38H28ZM81 39H83V38H81ZM137 39V38H136ZM140 39V38H139ZM170 39V38H169ZM168 39V41H170ZM196 39H198V38H196ZM211 39V38H210ZM243 39V38H242ZM248 39H247V41H248ZM6 40V39H5ZM20 40V39H19ZM18 40V41H19ZM22 40V39H21ZM21 40H20V42H21ZM35 40V39H34ZM50 40H52V38L50 39ZM186 40V39H185ZM237 40V39H236ZM238 40L240 41V39L238 38ZM237 40V41H238ZM7 41V40H6ZM28 41V40H27ZM31 41V40H30ZM74 41V40H73ZM76 41V40H75ZM167 41V42H168ZM182 41V40H181ZM198 41V40H197ZM243 41H245L246 42V39H243ZM250 41V42H251ZM262 41V40H261ZM11 42V41H10ZM9 42V43H10ZM26 42V41H25ZM36 42V41H35ZM41 42V41H40ZM177 42V41H176ZM208 42H209V40H208ZM242 42V41H241ZM258 42H260V41H258ZM19 43V42H18ZM28 43V42H27ZM39 43V42H38ZM37 43V44H38ZM59 43V42H58ZM67 43V42H66ZM158 43H160V42H158ZM173 43H175V41L173 42ZM224 43V42H223ZM230 43V42H229ZM248 42H246V44H247ZM262 43H264V41L262 42ZM11 44V43H10ZM9 44V45H10ZM25 44V43H24ZM30 44V43H29ZM51 44V43H50ZM49 44V45H50ZM52 44H54V43H52ZM79 44V43H78ZM79 44V45H80ZM162 44V43H161ZM167 44V43H166ZM204 44V43H203ZM210 44V43H209ZM240 44V43H239ZM258 44V43H257ZM8 45V46H9ZM20 45H21V43H20ZM19 45V46H20ZM35 45V44H34ZM40 45V44H39ZM70 45V44H69ZM164 45V44H163ZM178 45V44H177ZM180 45H181V43H180ZM184 45H185V42H184ZM194 45V44H193ZM196 45V44H195ZM238 45V44H237ZM264 45V44H263ZM13 46V45H12ZM22 46V45H21ZM24 46V45H23ZM22 46V47H23ZM41 46V45H40ZM146 46H147V44H146ZM150 46V45H149ZM206 46V45H205ZM212 46H213V44H212ZM249 46V45H248ZM258 46V45H257ZM2 47H3V45H2ZM2 47H1V42H0V48L2 49ZM5 47V46H4ZM32 47V46H31ZM30 47V48H31ZM57 47H59V46H57ZM61 47V46H60ZM171 47V46H170ZM195 47V46H194ZM200 47V46H199ZM204 47V46H203ZM215 47V46H214ZM219 47V46H218ZM264 47V46H263ZM12 48V47H11ZM17 48V47H16ZM25 48V47H24ZM35 48V47H34ZM76 48V47H75ZM96 48V47H95ZM148 48V47H147ZM163 48V47H162ZM168 48V47H167ZM175 48V47H174ZM180 48V47H179ZM185 48V47H184ZM202 48V47H201ZM207 48V47H206ZM229 48V47H228ZM227 48V49H228ZM5 49H6V47H5ZM59 49V48H58ZM86 49V48H85ZM93 49V48H92ZM109 49V48H108ZM178 49V48H177ZM195 49V48H194ZM212 49V48H211ZM230 49V48H229ZM248 49V48H247ZM8 50V49H7ZM14 50V49H13ZM17 50V49H16ZM15 50V51H16ZM23 50V49H22ZM31 50V49H30ZM38 50V49H37ZM45 50H46V47H45ZM88 50V49H87ZM105 50V49H104ZM110 50V49H109ZM174 49H172V51H173ZM186 50V49H185ZM190 50V49H189ZM242 50V49H241ZM251 50V49H250ZM1 51V50H0ZM20 51V50H19ZM44 51V50H43ZM78 51V50H77ZM91 51V50H90ZM159 51V50H158ZM175 51V50H174ZM207 51V50H206ZM212 51V50H211ZM235 51V50H234ZM247 51V50H246ZM9 52V51H8ZM57 52V51H56ZM62 52V51H61ZM113 52V51H112ZM163 52V51H162ZM240 53H241V51H239ZM243 52V51H242ZM19 53V52H18ZM44 53V52H43ZM46 53V52H45ZM51 53V52H50ZM60 53V52H59ZM71 53H72V51H71ZM95 53H96V51H95ZM149 53V52H148ZM186 53V52H185ZM229 53V52H228ZM79 54V53H78ZM151 54V53H150ZM155 54V53H154ZM194 54V53H193ZM245 54V53H244ZM263 54V53H262ZM42 55V54H41ZM88 55V54H87ZM102 55V54H101ZM185 55V54H184ZM190 55V54H189ZM216 55V54H215ZM238 55H239V53H238ZM264 55V54H263ZM1 56V55H0ZM3 56V55H2ZM22 56H23V54H22ZM59 56V55H58ZM199 56V55H198ZM233 56V55H232ZM235 56V55H234ZM241 56V55H240ZM244 56V55H243ZM8 57V56H7ZM81 57V56H80ZM168 57V56H167ZM166 57V58H167ZM194 57H197V56H194ZM229 57H231V55L229 56ZM236 57H239V56H236ZM6 58V57H5ZM9 58H10V56H9ZM12 58H14V57H12ZM22 58V57H21ZM26 58V57H25ZM31 58V57H30ZM64 58H66V57H64ZM71 58V57H70ZM92 58V57H91ZM102 58V57H101ZM135 58V57H134ZM233 58V57H232ZM235 58V57H234ZM254 58H256V57H254ZM33 59H34V57H33ZM46 59V58H45ZM48 59V58H47ZM67 59V58H66ZM81 59V58H80ZM100 59V58H99ZM111 59V58H110ZM133 59V58H132ZM201 59V58H200ZM208 59V58H207ZM217 59V58H216ZM239 59H240V57H239ZM259 59V58H258ZM262 59V58H261ZM264 59V58H263ZM35 60V59H34ZM54 60V59H53ZM176 60V59H175ZM190 60V59H189ZM225 60V59H224ZM237 60V59H236ZM7 61V60H6ZM10 61H11V59H10ZM28 61H30V60H28ZM40 61V60H39ZM67 61V60H66ZM98 61V60H97ZM107 61V60H106ZM134 61V60H133ZM140 61H142V60H140ZM156 61V60H155ZM177 61H179V60H177ZM207 61V60H206ZM231 61V60H230ZM243 61V60H242ZM254 61H256V60H254ZM259 61V60H258ZM126 62H127V60H126ZM129 62V61H128ZM136 62V61H135ZM165 62V61H164ZM208 62V61H207ZM214 62V61H213ZM236 62V61H235ZM35 63V62H34ZM93 63H95V62H93ZM105 63V62H104ZM151 63V62H150ZM149 63V64H150ZM202 63V62H201ZM242 63V62H241ZM14 64V63H13ZM58 64V63H57ZM56 64V65H57ZM135 64V63H134ZM197 64V63H196ZM209 64V63H208ZM217 64V63H216ZM260 64V63H259ZM259 64H257V65H259ZM262 64V63H261ZM105 65V64H104ZM107 65V66H108ZM118 65H120V64H118ZM194 65V64H193ZM207 65V64H206ZM210 65V64H209ZM214 65V64H213ZM220 65V64H219ZM229 65V64H228ZM227 65V66H228ZM239 65V64H238ZM243 65V64H242ZM69 66V65H68ZM93 66V65H92ZM132 66V65H131ZM197 66V65H196ZM200 66H202V65H200ZM233 66V65H232ZM235 66V65H234ZM241 66V65H240ZM247 66V65H246ZM261 66V65H260ZM29 67V66H28ZM31 67V66H30ZM57 67V66H56ZM76 67V66H75ZM137 67V66H136ZM256 67V66H255ZM68 68V67H67ZM197 68V67H196ZM207 68V67H206ZM234 68V67H233ZM239 68V67H238ZM250 68V67H249ZM258 68V67H257ZM104 69H106V68H104ZM192 69V68H191ZM194 69V68H193ZM193 69H192V71H193ZM235 69V68H234ZM260 69H261V67H260ZM263 69V68H262ZM11 70V69H10ZM58 70V69H57ZM63 70V69H62ZM102 70V69H101ZM130 70V69H129ZM202 70V69H201ZM216 70H217V68H216ZM219 70V69H218ZM224 70V69H223ZM239 70H241L240 68H239ZM238 70V71H239ZM248 70V69H247ZM251 70H253V69H251ZM1 71V70H0ZM12 71V70H11ZM17 71V70H16ZM51 71V70H50ZM61 71V70H60ZM125 71V70H124ZM123 71V72H124ZM144 71V70H143ZM220 71V70H219ZM242 71V70H241ZM250 71V70H249ZM255 71H258L257 69L255 70ZM74 72V71H73ZM96 72V71H95ZM120 72V71H119ZM132 72V75L131 76H133V71H131ZM195 72V71H194ZM202 72H204V71H202ZM206 72V71H205ZM209 72V71H208ZM217 72V71H216ZM254 72V71H253ZM263 72V71H262ZM13 73H15V72H13ZM31 73V72H30ZM69 73V72H68ZM99 73V72H98ZM97 73V74H98ZM104 73V72H103ZM102 73V74H103ZM110 73V72H109ZM116 73V72H115ZM118 73V72H117ZM130 73V72H129ZM153 73V72H152ZM155 73V72H154ZM161 73V72H160ZM241 73V72H240ZM101 74V75H102ZM108 74V73H107ZM124 74H125V72H124ZM126 74H127V71H126ZM201 75L200 74V72L198 71H196L195 73H194V76H193V78L191 79V84H189V85H191V86H194V88H195V90H196V88L199 86V84H201V79H203V78H201L202 76H200L199 77V75ZM209 74V73H208ZM220 74V73H219ZM242 74V73H241ZM248 74V73H247ZM250 74V73H249ZM252 74V73H251ZM258 74H259V71H258ZM95 75V74H94ZM108 75H110L111 76V74H108ZM117 76H118V74H116ZM130 75V74H129ZM136 75V74H135ZM146 75V74H145ZM148 75H150L149 77H152L151 76V74H148ZM203 75V74H202ZM237 75V74H236ZM240 75V74H239ZM238 75V76H239ZM256 75V74H255ZM30 76H31V74H30ZM63 76V75H62ZM100 76V75H99ZM99 76H97V77H99ZM106 76V75H105ZM225 76V75H224ZM237 76V77H238ZM247 76V75H246ZM251 76V75H250ZM253 76H254V74H253ZM261 76V75H260ZM11 77V76H10ZM65 77H67V76H65ZM71 77H72V75H71ZM112 77V76H111ZM120 77V76H119ZM128 77V76H127ZM227 77V76H226ZM241 77V76H240ZM259 77V76H258ZM258 77H256V78H258ZM13 78V77H12ZM16 78V77H15ZM110 78V77H109ZM161 78V77H160ZM187 78H189V77H187ZM201 78V79H200ZM209 78V77H208ZM220 78V77H219ZM254 78H255V76H254ZM3 79V78H2ZM64 79V78H63ZM73 79V78H72ZM100 79V78H99ZM149 79V78H148ZM246 79V78H245ZM14 80V79H13ZM90 80V79H89ZM112 80H113V78H112ZM116 80V79H115ZM146 80V79H145ZM204 80H206V79H204ZM224 80V79H223ZM20 81V80H19ZM29 81V80H28ZM55 81V80H54ZM73 81V80H72ZM108 81H110V80H108ZM143 81V80H142ZM151 81V80H150ZM154 81V80H153ZM155 81H156V78H155ZM179 81V80H178ZM221 81V80H220ZM241 81V80H240ZM16 82V81H15ZM31 82V81H30ZM45 82V81H44ZM69 82H71V80L69 81ZM114 82V81H113ZM124 82V81H123ZM139 82V81H138ZM146 82H147V80H146ZM149 82V81H148ZM147 82V83H148ZM157 82V81H156ZM189 82H190V79H189ZM202 82H203V80H202ZM206 82V81H205ZM218 82V81H217ZM22 83V82H21ZM57 83V82H56ZM72 83V82H71ZM94 83V82H93ZM93 83H91V84H93ZM100 83V82H99ZM106 83V82H105ZM129 83V82H128ZM133 83V82H132ZM131 83V84H132ZM146 83V84H147ZM150 83V82H149ZM163 83V82H162ZM178 83V82H177ZM182 83V82H181ZM204 83V82H203ZM220 83V82H219ZM240 83V82H239ZM111 84H112V82H111ZM119 84V83H118ZM117 84V85H118ZM140 84V83H139ZM150 84H153V83H150ZM176 84V83H175ZM211 84V83H210ZM248 84V83H247ZM262 84V82L261 83H259V84H255V82L252 84L253 86H259V85H261ZM32 85V84H31ZM80 85V84H79ZM103 85V84H102ZM108 85V84H107ZM124 85H125V82H124ZM154 85V84H153ZM153 85H151V86H153ZM182 85V84H181ZM184 85V84H183ZM236 85V84H235ZM27 86V85H26ZM100 86V85H99ZM133 86H134V84H133ZM137 86H138V84H137ZM242 86V85H241ZM18 87V86H17ZM51 87V86H50ZM65 87V86H64ZM85 87V86H84ZM102 87V86H101ZM107 87V86H106ZM112 87V86H111ZM119 87V86H118ZM141 87V86H140ZM139 87V88H140ZM145 87V86H144ZM162 87V86H161ZM183 87V86H182ZM211 87V86H210ZM238 87V86H237ZM40 88V87H39ZM82 88V87H81ZM110 88V87H109ZM109 88H107V89H109ZM130 88V87H129ZM152 88V87H151ZM150 88V89H151ZM154 88V87H153ZM176 88V87H175ZM181 88V87H180ZM202 88H205L204 86L202 87ZM111 89V88H110ZM110 89H109V91H108V93L109 92H111L110 91ZM112 89H113V87H112ZM124 89H125V87H124ZM148 89V88H147ZM155 89V88H154ZM183 89V88H182ZM190 89V88H189ZM192 89V88H191ZM248 89V88H247ZM52 90V89H51ZM101 90H103V88L101 89ZM106 90V89H105ZM141 90H144V89H141ZM198 90V89H197ZM196 90V91H197ZM216 90V89H215ZM220 90H221V88H220ZM228 90V89H227ZM230 90H231V88H230ZM233 90V89H232ZM246 90V89H245ZM255 90V89H254ZM113 91V90H112ZM214 91V90H213ZM39 92V91H38ZM117 92V91H116ZM146 92V91H145ZM148 92V91H147ZM151 92V91H150ZM187 92H188V90H187ZM198 92H200V91H198ZM51 93V92H50ZM84 93V92H83ZM96 93V92H95ZM103 93V92H102ZM127 93V92H126ZM126 93H124V94H126ZM136 93H137V91H136ZM140 93V92H139ZM179 93V92H178ZM21 94V93H20ZM60 94V93H59ZM69 94V93H68ZM104 94V93H103ZM117 94V93H116ZM146 94V93H145ZM39 95V94H38ZM42 95V94H41ZM115 95V94H114ZM128 95V94H127ZM126 95V96H127ZM130 95H131V93H130ZM199 95V94H198ZM224 95V94H223ZM232 95V94H231ZM256 95V94H255ZM8 96V95H7ZM111 96H113V94L111 95ZM132 96V95H131ZM158 96V95H157ZM227 96V95H226ZM234 96V95H233ZM252 96V95H251ZM253 96H254V94H253ZM23 97V96H22ZM48 97V96H47ZM196 97V96H195ZM201 97V96H200ZM219 97V96H218ZM257 97H259V96H257ZM39 98V97H38ZM112 98V97H111ZM117 98V97H116ZM131 98V97H130ZM245 98V97H244ZM252 98H254V97H252ZM35 99H36V97H35ZM106 99H108V98H106ZM193 99V98H192ZM196 99H200V98H196ZM195 99V100H196ZM209 99V98H208ZM232 99V98H231ZM25 100V99H24ZM23 100V101H24ZM38 100V99H37ZM102 100V99H101ZM114 100V99H113ZM112 100V101H113ZM122 100V99H121ZM120 100V101H121ZM173 100V99H172ZM181 100V99H180ZM179 100V101H180ZM214 100V99H213ZM217 100V99H216ZM254 100V99H253ZM252 100V101H253ZM30 101V100H29ZM28 101V102H29ZM62 101V100H61ZM104 101V100H103ZM110 99L107 101V102H105V104H102L101 106H103V108L107 111V112H111L112 110H116V112H118L119 114L120 113H122V107H124L123 106V104L121 103V102H116L115 104L112 102ZM119 101V100H118ZM126 101V100H125ZM160 101H162V99L160 100ZM159 101V102H160ZM170 101V100H169ZM186 101V100H185ZM191 101V100H190ZM207 101V100H206ZM205 101V102H206ZM224 101V100H223ZM261 101V100H260ZM31 102V101H30ZM33 102H34V100H33ZM42 102V101H41ZM173 102V101H172ZM181 102V101H180ZM204 102V101H203ZM202 101H201V103H203ZM250 102V101H249ZM262 102V101H261ZM25 103V102H24ZM47 103L49 104V105H52L51 103H54V102H50V101H48L47 100ZM66 103V102H65ZM73 103V102H72ZM100 103H104V102H100ZM146 103V102H145ZM176 103V102H175ZM193 103V102H192ZM237 103V102H236ZM263 103V102H262ZM55 104V103H54ZM53 104V105H54ZM59 104H60V102H59ZM165 104V103H164ZM200 103L198 102V105H199ZM205 104V103H204ZM207 104V103H206ZM211 104V103H210ZM216 104V103H215ZM231 104V103H230ZM229 104V105H230ZM242 104H243V102H242ZM250 104V103H249ZM253 104V103H252ZM28 105V104H27ZM32 105H33V103H32ZM41 105V104H40ZM43 105V104H42ZM66 105V104H65ZM91 105V104H90ZM133 105V104H132ZM132 105H130L131 107H132ZM139 105V104H138ZM151 105H153V104H151ZM168 105V104H167ZM186 105V104H185ZM198 105H196V106H198ZM203 105V104H202ZM214 105V104H213ZM228 105V106H229ZM241 105V104H240ZM26 106V105H25ZM25 106H24V109H25ZM57 106H58V108L62 111L64 108H62L60 105H58L57 104ZM69 106V105H68ZM148 106V105H147ZM155 106H157V105H155ZM173 106H174V104H173ZM211 106V105H210ZM226 106V105H225ZM234 106V105H233ZM13 107H14V105H13ZM29 107V106H28ZM46 107V106H45ZM50 107V106H49ZM55 107V106H54ZM77 107V106H76ZM130 107V108H131ZM136 107V106H135ZM166 107V106H165ZM172 107V106H171ZM203 107V106H202ZM231 107H232V105H231ZM237 107V106H236ZM236 107H234V108H236ZM240 107V106H239ZM243 107V106H242ZM252 107V106H251ZM30 108V107H29ZM74 108V107H73ZM86 108V107H85ZM142 108V107H141ZM175 108V107H174ZM200 107H197L196 109L198 110ZM214 108V107H213ZM226 108H228V107H226ZM233 108V107H232ZM232 108L231 109H229V110H231L232 111ZM233 108V111L234 110H236V109H234ZM12 109V108H11ZM21 109V108H20ZM23 109V108H22ZM21 109V110H22ZM33 109L34 108H30V111H33ZM39 109V108H38ZM40 109H41V107H40ZM67 109V108H66ZM87 109H88V107H87ZM133 109H134V107H133ZM138 109V108H137ZM139 109H140V107H139ZM150 109V108H149ZM179 109V108H178ZM187 109H189V108H187ZM212 109V108H211ZM221 109V108H220ZM248 109V108H247ZM15 110V109H14ZM49 110H51V109H49ZM48 109H43V110H35L36 112V114H38V115H45L46 116V118L48 117V113H47V111H49ZM81 110V109H80ZM136 110V108L134 109V111ZM171 110V109H170ZM181 110V109H180ZM197 110H194L193 109V111H197ZM209 110V109H208ZM229 110H227V111H229ZM251 110V109H250ZM19 111V110H18ZM66 111V110H65ZM133 111V110H132ZM143 111V110H142ZM141 111V112H142ZM167 111V112H166ZM187 111V110H186ZM192 111V114L193 113H195V112H193ZM203 111H205V109H200V110H198L197 111V113L199 112V114L201 113V112H203ZM213 111H217V110H213ZM227 111H226V114H227ZM20 112V111H19ZM23 112V111H22ZM51 113L53 112V111H50ZM49 112V113H50ZM77 112V111H76ZM75 112V113H76ZM144 112V111H143ZM155 112V111H154ZM165 112L166 113H168L169 112V110H166L165 109ZM189 112H191V111H189ZM206 112L207 111H205L204 113L206 114ZM235 112V111H234ZM236 112H238V109H237V111ZM243 112V111H242ZM8 113V112H7ZM24 113H25V111H24ZM151 113V112H150ZM157 113V112H156ZM160 113V112H159ZM175 113V112H174ZM185 113V112H184ZM188 112H186V114H187ZM208 113H214V112H208ZM216 113V112H215ZM221 113V112H220ZM223 113H225L224 111H223ZM252 113V112H251ZM256 113V112H255ZM261 114H262V112H260ZM6 114V113H5ZM26 114V117H27V113H25ZM24 114V115H25ZM29 114V113H28ZM32 114H33V112H32ZM57 114V113H56ZM62 114H64V113H62ZM61 114V115H62ZM112 114V113H111ZM126 114H128V113H126ZM152 114V113H151ZM150 114V115H151ZM155 114V113H154ZM161 114V113H160ZM170 114H172V113H170ZM169 113H168V115H170ZM180 114H183V113H180ZM191 114V113H190ZM189 114V115H190ZM198 114V115H199ZM230 113H228L227 115H229ZM7 115V114H6ZM31 115V114H30ZM51 115V114H50ZM54 115H55V113H54ZM59 115V114H58ZM83 115V114H82ZM100 115V114H99ZM106 115V114H105ZM109 115H110V113H109ZM117 115V114H116ZM137 115V114H136ZM142 115V114H141ZM148 115V114H147ZM196 116H198L197 114H195ZM202 116L204 115V114H201ZM200 115V116H201ZM231 115V114H230ZM241 115V114H240ZM239 115V116H240ZM245 115V114H244ZM247 115H248V113H247ZM9 116V115H8ZM14 116V115H13ZM44 116V117H45ZM56 116V115H55ZM93 116V115H92ZM112 116H113V114H112ZM149 116V115H148ZM157 116H158V114H157ZM163 116V115H162ZM193 116V115H192ZM206 116V115H205ZM222 116V115H221ZM226 116V115H225ZM232 116V115H231ZM235 116V115H234ZM253 116V115H252ZM264 116V115H263ZM30 117V116H29ZM62 117V116H61ZM74 117V116H73ZM77 117V116H76ZM108 117V116H107ZM120 117V116H119ZM147 117V116H146ZM181 117V116H180ZM191 117V116H190ZM199 117V116H198ZM197 117V118H198ZM223 117V116H222ZM34 118H36L35 116H34ZM49 118V117H48ZM59 118V117H58ZM66 118V117H65ZM104 118V117H103ZM185 118V117H184ZM186 118L188 119V117L186 116ZM194 118V117H193ZM206 118V117H205ZM218 118V117H217ZM223 118H225V117H223ZM237 118H239V117H237ZM242 118V117H241ZM247 118H248V116H247ZM246 118V119H247ZM256 118V117H255ZM33 119V118H32ZM37 119V118H36ZM56 119V118H55ZM62 119V118H61ZM111 119H112V117H111ZM201 119V118H200ZM244 119V118H243ZM245 119V120H246ZM28 120V119H27ZM50 120V119H49ZM100 120V119H99ZM104 120V119H103ZM113 120V119H112ZM130 120V119H129ZM168 120V119H167ZM182 120V119H181ZM180 120V121H181ZM194 120V119H193ZM212 120V119H211ZM229 120V119H228ZM255 121H256V119H254ZM253 120V121H254ZM30 121H32L31 119H30ZM64 121V120H63ZM66 121H67V119H66ZM98 121V120H97ZM116 121V120H115ZM162 121V120H161ZM169 121V120H168ZM172 121V120H171ZM184 121V120H183ZM191 121V120H190ZM198 121H199V119H198ZM35 122V121H34ZM44 122V121H43ZM57 122V121H56ZM65 122V121H64ZM80 122V121H79ZM102 122H105V121H102ZM117 122V121H116ZM201 122V121H200ZM218 122V121H217ZM224 122V121H223ZM226 122V121H225ZM236 122V121H235ZM242 122V121H241ZM241 122H239V123H241ZM244 122V121H243ZM246 122H247V120H246ZM248 122H249V120H248ZM50 123V122H49ZM63 123V122H62ZM66 123V122H65ZM113 124H115L114 123V121L112 122ZM166 123V122H165ZM179 123V122H178ZM182 123V122H181ZM222 123V122H221ZM227 123V122H226ZM46 124H47V122H46ZM75 124V123H74ZM104 124V123H103ZM120 124V123H119ZM163 124V123H162ZM188 124H190V123H188ZM197 124V123H196ZM210 124V123H209ZM237 124V123H236ZM235 124V125H236ZM242 124H245V122L244 123H242ZM247 124V123H246ZM260 124H262V123H260ZM263 124H264V122H263ZM26 125V124H25ZM61 125V124H60ZM77 125V124H76ZM108 125V124H107ZM167 125H169V124H167ZM171 125V124H170ZM180 125V124H179ZM193 125V124H192ZM227 125V124H226ZM225 125V126H226ZM238 125V124H237ZM241 125V124H240ZM239 125V126H240ZM23 126V125H22ZM118 126V125H117ZM116 126V127H117ZM121 126V125H120ZM161 126V125H160ZM173 126H174V124H173ZM191 126V125H190ZM194 126V125H193ZM198 126V125H197ZM207 126V125H206ZM210 126V125H209ZM228 126V125H227ZM226 126V127H227ZM242 126V125H241ZM256 126V125H255ZM99 127H100V125H99ZM166 127V126H165ZM183 127H185L184 125H183ZM182 127V129H184ZM200 127V126H199ZM225 127V128H226ZM229 127V126H228ZM247 127V126H246ZM55 128V127H54ZM159 128V127H158ZM160 128H163V127H160ZM178 128V127H177ZM190 128V127H189ZM192 128V127H191ZM224 128V127H223ZM240 128V127H239ZM251 128V127H250ZM257 128V127H256ZM111 129V128H110ZM167 129V128H166ZM170 129H172V128H170ZM176 129V128H175ZM179 129V128H178ZM192 129H194V128H192ZM206 129H208V128H206ZM230 129V128H229ZM228 129V130H229ZM246 129V128H245ZM15 130V129H14ZM106 130H108V128L107 129H105V131ZM227 130V129H226ZM225 130V131H226ZM239 130V129H238ZM240 130H241V128H240ZM252 130V129H251ZM100 131V130H99ZM119 131V130H118ZM178 131V130H177ZM191 131V130H190ZM204 131H206V130H204ZM243 131V130H242ZM47 132V131H46ZM159 132V131H158ZM157 132V133H158ZM189 132V131H188ZM208 132V131H207ZM230 132H232L231 131V129H230ZM247 132V131H246ZM253 132V131H252ZM259 132V131H258ZM262 132V131H261ZM56 133V132H55ZM149 133V132H148ZM182 133H184V132H182ZM239 133V132H238ZM254 133H256L255 131H254ZM46 134V133H45ZM186 134H188V133H186ZM209 134V133H208ZM217 134V133H216ZM224 134V133H223ZM226 134V133H225ZM228 134V133H227ZM235 134V133H234ZM243 134V133H242ZM43 135V134H42ZM104 135V134H103ZM173 135V134H172ZM182 135V134H181ZM190 135V134H189ZM189 135H185V136H188L187 138L189 139ZM203 135V134H202ZM233 135V134H232ZM231 135V136H232ZM240 135V134H239ZM258 135V134H257ZM60 136V135H59ZM111 136V135H110ZM164 136V135H163ZM196 136V135H195ZM199 136V135H198ZM229 136V135H228ZM230 136V137H231ZM233 136H235V135H233ZM243 136V135H242ZM252 136V135H251ZM23 137V136H22ZM37 137V136H36ZM35 137V138H36ZM46 137V136H45ZM155 137H157V136H155ZM182 137V136H181ZM216 137V136H215ZM214 137V138H215ZM236 137V136H235ZM241 137V136H240ZM244 137V136H243ZM242 137V138H243ZM245 137H246V135H245ZM244 137V138H245ZM255 137V136H254ZM20 138V137H19ZM38 138H42V136L41 137H38ZM51 138H52V136H51ZM61 138V137H60ZM210 138V137H209ZM218 138V137H217ZM18 139V138H17ZM31 139H33V138H31ZM187 139V140H188ZM208 139V138H207ZM231 139H232V137H231ZM233 139L234 140H232L233 142H232V145L230 144L229 146H236L237 148H238V150H239V145L237 144V142L235 143V138L233 137ZM238 139V138H237ZM249 139L251 140V138H250V136H249ZM253 139V138H252ZM11 140V139H10ZM28 140V139H27ZM38 140V139H37ZM61 140V139H60ZM170 140V139H169ZM192 140V139H191ZM227 140V139H226ZM243 140V139H242ZM35 141V140H34ZM40 141V140H39ZM58 141H59V139H58ZM154 141H156V140H154ZM179 141H182V140H179ZM210 141V140H209ZM212 141L214 142V140H211V145H212ZM220 141V140H219ZM228 141H229V139H228ZM244 141H246V140H244ZM248 141V140H247ZM252 141V140H251ZM249 142V143H247V146H248V150L251 148H249V146H252V144H253V142ZM60 142V141H59ZM62 142H63V140H62ZM187 141H186V138H185V143H186ZM189 142V144H191L192 143V141H188ZM197 142H198V140H197ZM196 142V143H197ZM204 142V141H203ZM208 142V141H207ZM240 142V141H239ZM238 142V143H239ZM256 142H257V139H256ZM171 143V142H170ZM194 143V142H193ZM233 143H235V144H237V145H233ZM172 144V143H171ZM214 144V143H213ZM228 144V143H227ZM260 144V143H259ZM22 145V144H21ZM27 145V144H26ZM53 145V144H52ZM64 145V144H63ZM77 145V144H76ZM81 145V144H80ZM157 145V144H156ZM192 146H193V144H191ZM209 145V144H208ZM243 145V144H242ZM155 146V145H154ZM186 146H188L187 144H186ZM192 146H188V147H192ZM219 146V145H218ZM223 146V145H222ZM254 146V145H253ZM11 147V146H10ZM38 147V146H37ZM39 147H40V145H39ZM81 147V146H80ZM160 147V146H159ZM187 147V148H188ZM204 147V146H203ZM210 147V146H209ZM235 147V148H236ZM245 147H246V145H245ZM244 147V148H245ZM261 147H263V145H261ZM15 148V147H14ZM27 148V147H26ZM75 148V147H74ZM142 148V147H141ZM163 148V147H162ZM165 148V147H164ZM178 148V147H177ZM193 148V150H194V147H192ZM192 148L191 149H189L188 148V150H190V151H188L187 152V149H185L184 151L185 152H183V155L181 156V158L183 157V158H185L184 156H186L185 154H186V152H187V154H189V153H191V151L193 152V150H192ZM232 148V147H231ZM235 148L233 147L232 149L233 150H235ZM236 148V149H237ZM242 148V147H241ZM25 149V148H24ZM32 149V148H31ZM30 149V150H31ZM199 149V148H198ZM253 149V148H252ZM255 149H257L256 147H255ZM18 150V149H17ZM23 150V149H22ZM33 150V149H32ZM79 150H80V148H79ZM79 150H77V151H79ZM173 150V149H172ZM172 150L171 149H158V154L160 155V156H163V157H165V158H167V159H169V160H172V158H173V152H172ZM196 150V149H195ZM199 150H201V148L199 149ZM233 150H232V152H233ZM245 150V149H244ZM243 150V151H244ZM247 150V149H246ZM27 151V150H26ZM28 151H29V149H28ZM90 151V150H89ZM141 151V150H140ZM174 151V150H173ZM178 151V150H177ZM183 151V150H182ZM181 151V152H182ZM197 152H198V150H196ZM195 151V152H196ZM213 151V153H214V149L212 150ZM215 151H216V149H215ZM230 151V150H229ZM235 151H237V150H235ZM234 151V152H235ZM240 151V150H239ZM254 150H252V152H253ZM30 152V151H29ZM66 152H68V150L66 151ZM76 152V151H75ZM99 152V151H98ZM110 152V151H109ZM129 152V151H128ZM142 153H144L143 151H141ZM146 152V151H145ZM179 152V151H178ZM199 152H201V151H199ZM251 152V151H250ZM255 152V151H254ZM257 152V151H256ZM31 154L29 155V161H31V163H29V165L28 166H26V163H22V165H19L17 168H16V170L14 171V172H11V174H13V176L14 177H16V178H18L17 180H18V182H17V184H16V187L14 186V188H15V190L17 191L16 192V194L15 193H13V195H10V196H7L6 197V199H4V203L2 204V208H3V210H4V212H6V214L9 216H11V218L13 219V222L12 223H17L18 225H20V228H19V234L16 236V243H15V248L13 249V250H11L10 252H9V254L8 255H5V256H2V257H0V262H1V264H98L97 263V261L94 259V257H89L90 259H88L87 257H85V255H87V254H85L84 253V251H82V252H80L79 254V256H78V258L77 259H74V257H72V255H71V251H72V248L74 247V245H76V243H78V242H82V240L84 239L83 237H84V234H86V238H89L90 237V239H91V236L89 235V229L92 227V225H91V227L89 228L88 226L89 225H87L86 224V226L89 228H87L86 227V229H88V230H84V228H85V226H84V223H86L85 222V219H86V214H88L87 212V210L85 209V208H83V207H78L77 208V202H76V196H78V194L80 193L81 194V192L82 191H91L92 193H98V194H100V192H98V188H97V186H99V185H97V183H101L100 181V179H103L104 178V181L105 180H107L108 182H110L109 181V177H110V174L108 175V173L111 171V172H113L111 169L109 170V172L107 173V172H104V171H106V169H108L107 168V166H106V169L104 170L103 169V171L101 170V172L99 171H95V172H97V173H99L100 174V176H93L92 174H90L91 176H93V178H91V181H90V179H89V181L91 182H87L86 181V178L88 179V177H89V174L87 173V169H89V168H87L86 166H85V164L89 161V158H88V161L85 163V161H86V153L85 154H78L77 152L76 153H74L73 154V157L74 158H77V159H79L80 161H81V163L83 164H81V165H76V163H75V160L76 159H74L73 157H71V156H68L67 157V155H65L64 153V151H63V153H62V149H51L50 147H48V146H44V145H41V147L39 148V149H36V150H34V151H32V152H30ZM96 153V152H95ZM119 153V152H118ZM131 154H133V155H136L134 152H130ZM142 153H140L139 154V156L141 157V158H143V156H142ZM177 153V152H176ZM209 153V152H208ZM236 153V152H235ZM234 153V154H235ZM249 153V152H248ZM260 153H262V152H260ZM62 154H63V156H62ZM70 154V153H69ZM68 154V155H69ZM114 154H116V153H114ZM122 154V153H121ZM177 154H179V153H177ZM200 154V153H199ZM205 154V153H204ZM210 154V153H209ZM208 154V155H209ZM216 154V153H215ZM215 154H214V156H215ZM229 154H231L232 155V153H229ZM238 154V153H237ZM240 154V153H239ZM238 154V155H239ZM247 154V153H246ZM251 154V153H250ZM255 154V153H254ZM253 154V155H254ZM259 154V153H258ZM65 155V156H64ZM71 155V154H70ZM155 155V154H154ZM207 155V154H206ZM213 155V154H212ZM237 155V156H238ZM244 155V154H243ZM18 156V155H17ZM16 156V157H17ZM44 156H46V157H48L50 160L49 161H51V163H52V160L54 161L53 162V168L54 169H48V167L46 166V161L44 160ZM125 156V155H124ZM148 156V155H147ZM191 156V155H190ZM202 156H203V153H202ZM205 156V155H204ZM211 156V155H210ZM219 156V155H218ZM234 156V155H233ZM236 156V157H237ZM241 156V155H240ZM246 156V155H245ZM248 156V155H247ZM90 157V156H89ZM121 157V156H120ZM174 157H178L179 158V156L178 155H175ZM230 157V156H229ZM244 157V156H243ZM251 157H252V155H251ZM257 157V156H256ZM262 157V156H261ZM14 158V157H13ZM23 158V157H22ZM86 158V159H85ZM136 158V157H135ZM182 158V159H183ZM190 158V157H189ZM198 158H200V157H198ZM211 158V157H210ZM218 158V157H217ZM220 158V157H219ZM226 158V157H225ZM234 158V157H233ZM248 158H249V156H248ZM253 158V157H252ZM259 157H257V159H258ZM26 159V158H25ZM91 159V158H90ZM127 159V158H126ZM166 159V160H167ZM231 159V158H230ZM242 159H244V158H242ZM241 159V160H242ZM254 159V158H253ZM17 160V159H16ZM21 160V159H20ZM23 160V159H22ZM28 160V159H27ZM92 160V159H91ZM109 160V159H108ZM148 160V159H147ZM235 160H237V159H235ZM259 161H260V159H258ZM18 161V160H17ZM26 161V160H25ZM124 161V160H123ZM146 161V160H145ZM179 161V160H178ZM194 161V160H193ZM204 161V160H203ZM243 161V160H242ZM247 161H249V160H247ZM254 161V160H253ZM257 161V160H256ZM8 162V161H7ZM21 162V161H20ZM28 162V161H27ZM79 162V161H78ZM90 162V161H89ZM92 163H93V161H91ZM109 162V161H108ZM117 162V161H116ZM119 162V161H118ZM161 162V161H160ZM174 162H175V160H174ZM177 162V161H176ZM180 162V161H179ZM185 162V161H184ZM220 162V161H219ZM238 162V161H237ZM236 162V163H237ZM255 162V161H254ZM6 163V162H5ZM10 163V162H9ZM91 163V164H92ZM95 163V162H94ZM193 163V162H192ZM253 163V162H252ZM251 163V164H252ZM12 164V163H11ZM10 164V165H11ZM18 164V163H17ZM78 164H80V163H78ZM114 164V163H113ZM121 164V163H120ZM124 164H126L125 162H124ZM140 164V163H139ZM166 164V163H165ZM164 164V165H165ZM174 164V163H173ZM200 164V163H199ZM202 164V163H201ZM250 164V165H251ZM260 164V163H259ZM4 165V164H3ZM48 165V164H47ZM107 165V164H106ZM175 165V164H174ZM183 165H184V163H183ZM186 165V164H185ZM193 165V164H192ZM210 165H212V164H210ZM217 165V164H216ZM227 165V164H226ZM235 165V164H234ZM234 165H232V163H231V166H234ZM243 165V164H242ZM241 165V166H242ZM255 165V164H254ZM254 165H251V166H253L254 167ZM258 165V164H257ZM263 165H264V163H263ZM9 166V165H8ZM12 166V165H11ZM51 166V165H50ZM84 166L86 167V168H84ZM91 166V167H90ZM89 167H90V169H89V171L88 172H91L92 170L91 169H93L94 167L92 166V165H90ZM95 166V165H94ZM96 166H98V164L96 165ZM112 166V165H111ZM123 166V165H122ZM146 166V165H145ZM181 166H182V164H181ZM189 166V165H188ZM194 166V165H193ZM202 166V165H201ZM225 166V165H224ZM245 166H246V164H245ZM244 166V167H245ZM249 166V165H248ZM247 166V167H248ZM3 167V166H2ZM6 167V166H5ZM70 167L71 168H73V169H75L74 170V173H76L77 174V176H76V178L74 179L73 177H74V175H73V177H72V174H71V177H72V179L68 182V190L65 192H63L62 191V189H61V185H59V182L60 181H62V179H61V171H66V169H69V170H71L70 169ZM93 167V168H92ZM113 167V166H112ZM121 167V166H120ZM125 167V166H124ZM168 167V166H167ZM175 167V166H174ZM191 167V166H190ZM211 167V166H210ZM243 167V166H242ZM259 167V166H258ZM258 167H257V169H258ZM261 167V166H260ZM11 168V167H10ZM52 168V167H51ZM105 168V167H104ZM135 168V167H134ZM172 168V167H171ZM184 168H185V166H184ZM183 168V169H184ZM235 168V167H234ZM233 168V169H234ZM246 168V167H245ZM249 168H250V166H249ZM248 168V169H249ZM252 168V167H251ZM250 168V169H251ZM13 169H14V166H13ZM94 169H96V167L94 168ZM94 169H93V172H94ZM112 169H115V168H112ZM133 169V168H132ZM148 169V168H147ZM170 169V168H169ZM208 169V168H207ZM206 169V170H207ZM237 169V168H236ZM253 169V168H252ZM251 169V170H252ZM261 169V168H260ZM6 170H8V168L6 167ZM10 170V169H9ZM119 170V169H118ZM121 170V169H120ZM124 170V169H123ZM150 170V169H149ZM152 170H154V169H152ZM157 170H158V168H157ZM159 170H161V169H159ZM158 170V171H159ZM167 170V169H166ZM182 170V169H181ZM189 170V169H188ZM202 170V169H201ZM228 170V169H227ZM230 170V169H229ZM242 170V169H241ZM250 170V171H251ZM264 170V169H263ZM12 171V170H11ZM108 171V170H107ZM122 171V170H121ZM120 171V172H121ZM173 171V170H172ZM178 171V170H177ZM214 171V170H213ZM245 171V170H244ZM256 171V170H255ZM254 171V172H255ZM259 171V170H258ZM71 172V171H70ZM73 172V171H72ZM95 172H94V174H95ZM114 172L116 173V171L114 170ZM120 172H118V173H120ZM130 172H131V174L133 173V172H135V171H131V169H130ZM144 172V171H143ZM150 172V171H149ZM169 172V171H168ZM174 172V171H173ZM199 172V171H198ZM209 172H210V170H209ZM228 172V171H227ZM237 172V171H236ZM247 172H249V171H247ZM252 172H253V170H252ZM257 172V171H256ZM255 172V173H256ZM86 173L88 174V176L86 175ZM92 173V172H91ZM115 173H113V174H115ZM122 173V172H121ZM212 173V172H211ZM240 173V172H239ZM250 173V172H249ZM261 173H264V172H262V170H261ZM2 174V173H1ZM63 175H64V173H62ZM112 174V173H111ZM112 174V175H113ZM128 174H129V176H130V173L128 172ZM127 174V175H128ZM133 174H137L138 175V173L136 172V173H133ZM139 174H140V172H139ZM160 174V173H159ZM206 174H208V173H206ZM241 174V173H240ZM243 174V173H242ZM247 174V173H246ZM250 174H252L253 175V173H250ZM249 174V175H250ZM96 175H98V174H96ZM111 175V176H112ZM119 175V174H118ZM117 174L116 175H113V176H118ZM172 175V174H171ZM214 175V174H213ZM219 175V174H218ZM243 175H245V173L243 174ZM248 175V176H249ZM257 175H258V173H257ZM65 176V175H64ZM63 176V177H64ZM67 176V175H66ZM107 176H109V177H107ZM120 177L122 176V175H119ZM123 176H124V174H123ZM122 176V178H124ZM134 176H136V175H134ZM138 176H140V175H138ZM148 176V175H147ZM156 176V175H155ZM154 176V177H155ZM163 176V175H162ZM162 176H160L159 178H158V180L157 181H155V184H156V188H157V192H156V197H157V194L159 195V194H164L165 192H168L169 190H171V189H173V188H176V183H175V185L174 184H172V183H170V182H168V181H166V179L164 178V177H162ZM212 176V175H211ZM220 176V175H219ZM228 176V175H227ZM242 176V175H241ZM260 176V175H259ZM1 177V176H0ZM12 177V176H11ZM13 177V178H14ZM67 177H69V179H70V176H67ZM66 177V178H67ZM119 177V178H120ZM142 177V176H141ZM141 177H139V178H141ZM144 177V176H143ZM142 177V178H143ZM201 177V176H200ZM249 177H251V175L249 176ZM254 177H257V176H254ZM261 177V176H260ZM65 178V177H64ZM133 178V177H132ZM139 178H138V180H139ZM150 178V177H149ZM228 178V177H227ZM234 178V177H233ZM12 179V178H11ZM73 179H74V181H73ZM127 179V178H126ZM144 180H147V179H145V177L143 178ZM142 179V181H144ZM197 179V178H196ZM199 179V178H198ZM202 179V178H201ZM214 179H215V177H214ZM213 179V180H214ZM221 179V178H220ZM223 179V178H222ZM253 179H257V178H253ZM253 179L251 178V180H252V182H254L253 181ZM261 179V178H260ZM13 180V179H12ZM17 180H15V181H17ZM65 180V179H64ZM112 180V179H111ZM114 180H115V178H114ZM116 180H118V182H124L123 181V179H121V180H119V179H116ZM137 180V181H138ZM194 180V179H193ZM206 180V179H205ZM15 181H12V182H15ZM113 181V180H112ZM129 181V180H128ZM134 181H135V179H134ZM136 181V182H137ZM140 181V180H139ZM218 181V180H217ZM258 181V180H257ZM263 181H264V178H263ZM8 182V181H7ZM103 182V181H102ZM145 182V181H144ZM215 182V181H214ZM225 182H227V181H225ZM251 182V186L254 184V186L253 187H255L256 186V181L254 182V183H252ZM4 183V182H3ZM10 183V182H9ZM114 183H116V181L114 182ZM127 183V182H126ZM138 183V182H137ZM140 183H141V181H140ZM201 183H202V181H201ZM217 183V182H216ZM232 183V182H231ZM260 183V182H259ZM261 183H262V180H261ZM260 183V184H261ZM5 184V183H4ZM8 184V183H7ZM12 184V183H11ZM109 184H111V183H109ZM118 184V183H117ZM119 184H121V183H119ZM210 184V183H209ZM228 184V183H227ZM263 184H264V182H263ZM114 185H116V184H114ZM201 185V184H200ZM100 186H102V185H100ZM99 186V188H102V187H100ZM204 186V185H203ZM221 186V185H220ZM234 186V185H233ZM243 186V185H242ZM1 187V186H0ZM104 187H105V185H104ZM103 187V188H104ZM154 187V186H153ZM261 186H259V188H260ZM2 188V187H1ZM10 188L12 189L13 187H11L10 186ZM13 188V189H14ZM191 188V187H190ZM210 188V187H209ZM217 188V187H216ZM227 188V187H226ZM232 188V187H231ZM8 189V188H7ZM64 189V188H63ZM215 189V188H214ZM253 189H255V188H253ZM80 190H82V191H80ZM106 190V189H105ZM183 190V189H182ZM234 190V189H233ZM241 190V189H240ZM4 191V190H3ZM3 191H2V193H3ZM7 191V190H6ZM80 191V192H79ZM148 191V190H147ZM193 191V190H192ZM200 191V190H199ZM211 191V190H210ZM228 191V190H227ZM235 191V190H234ZM251 191V190H250ZM10 192V191H9ZM15 192V191H14ZM87 192H86V194H87ZM90 192V193H91ZM105 191H103L102 193H104ZM186 192V191H185ZM222 192V191H221ZM241 192H242V190H241ZM258 192H261V191H258ZM7 193V192H6ZM17 193H20V194H17ZM122 193V192H121ZM217 193V192H216ZM220 193V192H219ZM237 193V192H236ZM245 193H246V191H245ZM244 193V194H245ZM248 193V192H247ZM253 193L254 194H256L257 192H255V191H253ZM263 193V192H262ZM261 193V194H262ZM11 194V193H10ZM167 194V193H166ZM253 194V195H254ZM260 194V196H262L263 197V195H261ZM7 195V194H6ZM5 195V196H6ZM82 195H83V192H82ZM85 195V194H84ZM84 195H83V197H84ZM88 195V194H87ZM102 195V194H101ZM235 195V194H234ZM238 195V194H237ZM258 195V194H257ZM81 196V195H80ZM103 196V195H102ZM109 196V195H108ZM125 196V195H124ZM166 196V195H165ZM176 196V195H175ZM211 196V195H210ZM213 196V195H212ZM218 196V195H217ZM241 196H242V194H241ZM248 196V195H247ZM93 197V196H92ZM153 197V196H152ZM155 197V198H156ZM173 197V196H172ZM191 197V196H190ZM215 197V196H214ZM246 197V196H245ZM251 197V196H250ZM256 197V196H255ZM4 198V197H3ZM88 198V197H87ZM87 198H85L86 200H87ZM95 198V197H94ZM112 198H114V197H112ZM132 198V197H131ZM143 198V197H142ZM194 198H196L195 196H194ZM197 198H198V195H197ZM201 198V197H200ZM199 198V199H200ZM207 198V197H206ZM206 198H204V199H206ZM221 198H222V196H221ZM227 198V197H226ZM229 198V197H228ZM244 198V197H243ZM248 198V197H247ZM259 198V197H258ZM264 198V197H263ZM89 199V198H88ZM91 199V198H90ZM104 199V198H103ZM117 199H119V198H117ZM121 199V198H120ZM123 199V198H122ZM151 200H153L152 198H150ZM237 199V198H236ZM78 200H79V198H78ZM86 200H85V202H86ZM100 200V199H99ZM108 200V199H107ZM113 200V199H112ZM125 200V199H124ZM128 200V199H127ZM135 200V199H134ZM139 200L140 199H137V200H135V201H133L132 199H130V201L129 202H127L126 203V205H122V204H120V205H117L116 207H117V209H116V211L118 210V212H120L119 214H121V213H124L123 212V209L125 208V210H127L128 211V213H129V215L128 216H131L133 219H135L134 218V216H136L137 214H141L142 213V211H143V208L140 206L141 205V203L139 202ZM151 200H150V202H151ZM181 200V199H180ZM193 200V199H192ZM197 200V199H196ZM208 200V199H207ZM211 200V199H210ZM209 200V201H210ZM213 200H215V199H213ZM221 200V199H220ZM229 200V199H228ZM259 200V199H258ZM261 200V199H260ZM259 200V201H260ZM264 200V199H263ZM117 201V203H118V200H116ZM122 201V200H121ZM120 201V202H121ZM126 201V200H125ZM148 200H146V202H147ZM208 201V202H209ZM216 201V200H215ZM224 201V200H223ZM79 202V201H78ZM84 202V201H83ZM92 202H93V200H92ZM106 202V201H105ZM108 202V201H107ZM111 202V201H110ZM113 202V201H112ZM111 202V203H112ZM119 202V203H120ZM157 202V201H156ZM160 199L158 200V205L160 204ZM207 202V201H206ZM205 202V203H206ZM211 202V201H210ZM213 202V201H212ZM225 202V201H224ZM228 202V201H227ZM245 202V201H244ZM248 202V201H247ZM1 203V202H0ZM87 203H89V202H87ZM122 203H124V202H122ZM145 203V202H144ZM148 203V202H147ZM231 203V202H230ZM235 203V202H234ZM79 204V203H78ZM81 204V203H80ZM91 204V203H90ZM103 204V203H102ZM113 204V203H112ZM125 204V203H124ZM140 204V205H139ZM154 204V203H153ZM201 204V203H200ZM218 204V203H217ZM249 204V203H248ZM84 205V204H83ZM87 205V204H86ZM89 205V204H88ZM93 205V204H92ZM95 205H96V203H95ZM105 205V204H104ZM109 205V204H108ZM114 205H116V203L114 204ZM144 204H142V206H143ZM146 205V204H145ZM148 206L150 205V204H147ZM215 205V204H214ZM227 205H229V204H227ZM226 205V206H227ZM239 205H241V203L239 204ZM243 205V204H242ZM74 206H75V208H76V210H74L73 208H74ZM82 206V205H81ZM90 206V205H89ZM99 206V205H98ZM109 206H111V205H109ZM147 206V207H148ZM151 206H152V202H151ZM154 206V205H153ZM182 206V205H181ZM201 206V205H200ZM207 206V205H206ZM217 206V205H216ZM220 206V205H219ZM230 206V205H229ZM235 206V205H234ZM262 206V205H261ZM85 207V206H84ZM92 207V206H91ZM94 207V206H93ZM91 208V210L92 209H94V208ZM104 207V206H103ZM112 207V206H111ZM172 207V206H171ZM211 207V206H210ZM212 207H214V206H212ZM86 208H87V206H86ZM101 208V207H100ZM107 208V207H106ZM153 208V207H152ZM159 208V207H158ZM199 208H201V207H199ZM219 208V207H218ZM234 208V207H233ZM232 208V209H233ZM238 208V207H237ZM241 208V207H240ZM250 208V207H249ZM96 209V208H95ZM150 210H148V212L150 213V217H151V215L154 213H152L151 214V208H149ZM154 209V208H153ZM153 209H152V211H153ZM164 209V208H163ZM226 209V208H225ZM264 209V208H263ZM90 210V209H89ZM103 210V209H102ZM146 210V209H145ZM172 210V209H171ZM196 210V209H195ZM212 210H214V209H212ZM222 210V209H221ZM227 210V209H226ZM225 210V211H226ZM229 210V209H228ZM235 210H236V207H235ZM99 211V210H98ZM104 211H106V210H104ZM147 211V210H146ZM197 211H198V209H197ZM204 211V210H203ZM202 211V212H203ZM207 211V210H206ZM209 211V210H208ZM211 211V210H210ZM217 211V210H216ZM215 211V212H216ZM219 211H220V209H219ZM245 211V210H244ZM2 212V211H1ZM90 212V211H89ZM95 212V211H94ZM94 212H92L91 211V215L93 216V214H94ZM108 212V211H107ZM114 212V211H113ZM215 212H212V213H214L215 214ZM261 212V211H260ZM99 213H101V212H99ZM115 213H117V212H115ZM127 213V214H128ZM148 213V214H149ZM158 213H159V209H158ZM190 213V212H189ZM201 213V212H200ZM245 214H246V212H244ZM125 214V213H124ZM127 214H126V216H127ZM144 214H145V212H144ZM144 214H142V216L144 215ZM157 213H155V215H156ZM174 214V213H173ZM183 214V213H182ZM206 214V213H205ZM230 214V213H229ZM239 214V213H238ZM243 214V213H242ZM258 214V213H257ZM260 214V213H259ZM99 215V214H98ZM117 215V214H116ZM122 215V214H121ZM146 215V214H145ZM180 215V214H179ZM184 215V214H183ZM209 215H210V213H209ZM219 215H221V214H219ZM223 215V214H222ZM225 216H226V214H224ZM231 215V214H230ZM229 215V216H230ZM249 215V214H248ZM250 215H252V214H250ZM4 216V215H3ZM103 216H104V214H103ZM115 216V215H114ZM113 216V217H114ZM125 216V217H126ZM141 216V215H140ZM147 216V215H146ZM198 216V215H197ZM204 216V215H203ZM218 216V215H217ZM217 216H215V215H213V216H211L210 215V217H217ZM232 216V215H231ZM233 216H234V214H233ZM232 216V217H233ZM244 216V215H243ZM256 216V215H255ZM259 216V215H258ZM257 216V217H258ZM261 216V215H260ZM259 216V217H260ZM96 217H97V215H96ZM105 217H106V215H105ZM105 217H104V221H105ZM120 217V216H119ZM123 217V216H122ZM136 217H138V216H136ZM148 217V216H147ZM146 217V218H147ZM157 217V216H156ZM170 217V216H169ZM178 217V216H177ZM209 217V216H208ZM219 217V216H218ZM240 217V216H239ZM256 217V218H257ZM89 218H90V214H89ZM100 218V217H99ZM99 218H97V221H98V219ZM128 218V217H127ZM130 218V217H129ZM207 218V217H206ZM205 218V219H206ZM220 218H222V216L220 217ZM220 218H215L216 220L217 219H220ZM227 218V217H226ZM229 218V217H228ZM241 218V217H240ZM243 218V217H242ZM254 218V217H253ZM117 219V218H116ZM131 219V218H130ZM133 219H132V221H133ZM156 219V218H155ZM174 219H175V217H174ZM196 219V218H195ZM200 219V218H199ZM214 219V220H215ZM224 219V220H223ZM223 219H222V222H226L225 221V218L223 217ZM237 219L238 220H240L238 217H237ZM258 219V218H257ZM260 219V218H259ZM264 219V218H263ZM87 220V219H86ZM89 220V219H88ZM101 220V219H100ZM112 220V219H111ZM122 220V219H121ZM124 220V219H123ZM128 220V219H127ZM147 220V219H146ZM150 220V219H149ZM172 220V219H171ZM188 220V219H187ZM212 220V219H211ZM252 220V219H251ZM7 221H9V220H7ZM125 221V220H124ZM123 221V222H124ZM136 221V220H135ZM139 221V220H138ZM144 221H145V219H144ZM152 221H153V219H152ZM176 221V220H175ZM182 221V220H181ZM218 221V220H217ZM221 221V220H220ZM241 221H243V220H241ZM255 221V220H254ZM1 222V221H0ZM5 222V221H4ZM102 222V221H101ZM108 222V221H107ZM117 222V221H116ZM130 222H131V220H130ZM129 222V223H130ZM137 222V221H136ZM151 222V221H150ZM170 222V221H169ZM188 222V221H187ZM199 222V221H198ZM210 222V221H209ZM208 222V223H209ZM222 222H219L218 221V223H222ZM228 222V221H227ZM226 222V223H227ZM264 222V221H263ZM6 223V222H5ZM10 223V222H9ZM90 223V222H89ZM121 223V222H120ZM127 223V222H126ZM139 223V222H138ZM184 223H185V221H184ZM205 223V222H204ZM217 223V224H218ZM235 223V222H234ZM258 223V222H257ZM105 224V223H104ZM137 224V223H136ZM158 224H159V222H158ZM203 224V223H202ZM216 224V225H217ZM96 225V224H95ZM102 225H103V223H102ZM101 225V226H102ZM121 225V224H120ZM144 225V224H143ZM182 225V224H181ZM193 225V224H192ZM199 225V224H198ZM210 225V224H209ZM215 225V224H214ZM227 225V224H226ZM242 225V224H241ZM258 225H260L261 226V224H259L258 223ZM6 226V225H5ZM10 226V225H9ZM13 226V225H12ZM103 226H105V225H103ZM126 226V225H125ZM146 226H148V224L146 225ZM185 226H187V225H185ZM222 226V225H221ZM223 226H224V224H223ZM229 226V225H228ZM257 226V225H256ZM255 226V227H256ZM106 227V226H105ZM122 226H120V230L122 229L121 228ZM127 227H128V225H127ZM145 227V226H144ZM188 227H189V225H188ZM205 227V226H204ZM208 227V226H207ZM211 227H212V225H211ZM240 227H242V226H240ZM239 227V228H240ZM253 227V226H252ZM262 227H263V225H262ZM8 228V227H7ZM96 228V227H95ZM94 228V229H95ZM101 228H103V227H101ZM100 228V229H101ZM109 228H110V226H109ZM117 228V227H116ZM119 228V227H118ZM126 228V227H125ZM151 228V227H150ZM164 228V227H163ZM194 228V227H193ZM246 228V227H245ZM11 229V228H10ZM13 229V228H12ZM11 229V230H12ZM93 229V230H94ZM145 229V228H144ZM149 229V228H148ZM147 229V230H148ZM161 229V228H160ZM159 229V230H160ZM164 229H167V228H164ZM176 229V228H175ZM185 229V228H184ZM188 229V228H187ZM233 229V228H232ZM231 229V230H232ZM243 229V228H242ZM255 229V228H254ZM3 230V229H2ZM112 230V229H111ZM125 230V229H124ZM146 230V231H147ZM152 230V229H151ZM171 230V229H170ZM196 230V229H195ZM226 230V229H225ZM252 230V229H251ZM4 231V230H3ZM7 231H8V229H7ZM84 231H88L87 233H84ZM96 231H97V233H98V230L96 229ZM103 231V230H102ZM109 231V230H108ZM125 231H128V236H127V238H129V240H130V242H133L132 244H135L136 246H138V244L140 243V241H141V236H142V225L141 226H135V223L132 225H130L129 226V228H127ZM177 231V230H176ZM188 231H189V229H188ZM187 231V232H188ZM194 231V230H193ZM200 231V230H199ZM222 231V230H221ZM229 231V230H228ZM236 231V230H235ZM242 231V230H241ZM244 231V230H243ZM249 231V230H248ZM255 231V230H254ZM260 231V230H259ZM1 232V231H0ZM6 232V231H5ZM9 232H11V231H9ZM91 232V231H90ZM105 232V231H104ZM118 232H119V230H118ZM209 232V231H208ZM96 233V235H98V234H100V233H98L97 234ZM127 232H125V234H126ZM163 233V232H162ZM165 233V232H164ZM211 233V232H210ZM229 233V232H228ZM253 233V232H252ZM256 233V232H255ZM6 234V233H5ZM121 234H124V231H123V233H120V235ZM149 234V233H148ZM189 234V233H188ZM225 234V233H224ZM223 234V235H224ZM227 234V233H226ZM233 234V233H232ZM237 234V233H236ZM241 234V233H240ZM242 234H244V233H242ZM249 234V233H248ZM8 235V234H7ZM12 235V234H11ZM10 235V236H11ZM93 235H95V233L94 234H92V236ZM117 235V234H116ZM145 235V234H144ZM176 235V234H175ZM228 235V234H227ZM246 235V233L244 234V236ZM98 236H100L101 237V235H98ZM98 236H95V237H98ZM115 235H113V237H114ZM126 236V235H125ZM163 236H165L167 239H169V238H173V236H174V233H173V231H169V228H168V231L163 235ZM192 236V235H191ZM193 236H194V233H193ZM211 236V235H210ZM234 236V235H233ZM240 236V235H239ZM3 237V236H2ZM9 237V236H8ZM113 237L112 238H110V239H113ZM117 237V236H116ZM122 237V236H121ZM120 236L118 237L119 239L121 238ZM195 237V236H194ZM200 237V236H199ZM217 237V236H216ZM230 237H231V235H230ZM248 237V236H247ZM11 238V237H10ZM99 238V237H98ZM98 238H96V240H95V247H98L99 245H100V241L98 240ZM106 238V237H105ZM123 238V237H122ZM126 238V239H127ZM154 238V237H153ZM156 238V237H155ZM154 238V239H155ZM161 238V237H160ZM159 238V239H160ZM163 238V237H162ZM166 238H164V239H166ZM178 238V237H177ZM190 238V237H189ZM201 238V237H200ZM199 238V239H200ZM209 238V237H208ZM222 238V237H221ZM236 238V237H235ZM2 239V238H1ZM4 239V238H3ZM13 239H14V237H13ZM109 239V238H108ZM124 239V238H123ZM125 239V240H126ZM148 239V241L146 242L147 244H150V243H153V242H150L149 241V238H147ZM151 239V238H150ZM174 239V238H173ZM218 239V238H217ZM226 239V238H225ZM240 239V238H239ZM241 239H242V237H241ZM245 239H247V238H245ZM244 239V240H245ZM88 240V239H87ZM87 240H86V242H87ZM106 240V239H105ZM117 240V239H116ZM122 240V239H121ZM140 240V241H139ZM176 240V239H175ZM202 240V239H201ZM224 240V239H223ZM243 240V239H242ZM241 240V241H242ZM243 240V241H244ZM123 241V240H122ZM122 241H120L121 243H122ZM155 242H157L158 241V239H157V241H156V239L154 240ZM164 241H167V240H164ZM163 241V242H164ZM173 241V240H172ZM194 241H195V238H194ZM208 241V240H207ZM217 241V240H216ZM236 241V240H235ZM5 242V241H4ZM7 242V241H6ZM10 242V241H9ZM126 242V241H125ZM130 242H129V244H130ZM171 242V241H170ZM192 242V241H191ZM245 242V241H244ZM13 243V242H12ZM145 243V244H146ZM158 243V242H157ZM157 243L156 244H154V245H157ZM218 243H220V242H218ZM5 244V243H4ZM128 244V243H127ZM142 244V243H141ZM159 244V243H158ZM160 244H162V242L160 243ZM169 244V243H168ZM173 244V243H172ZM195 244H196V242H195ZM203 244H204V242H203ZM206 244V243H205ZM232 244V243H231ZM231 244H229L230 246H231ZM234 244V243H233ZM252 244V243H251ZM142 245H144V244H142ZM152 245V244H151ZM154 245H152L153 247H154ZM164 245V244H163ZM210 245H211V243H210ZM213 245H214V243H213ZM228 245V244H227ZM238 245V244H237ZM264 245V244H263ZM130 246V245H129ZM209 246V245H208ZM225 246V245H224ZM245 246H246V244H245ZM252 246V245H251ZM250 246V247H251ZM255 246V245H254ZM1 247V246H0ZM8 247V246H7ZM89 248H90V246H88ZM125 247V246H124ZM128 247V246H127ZM148 247V246H147ZM151 247V246H150ZM149 247V248H150ZM181 247V246H180ZM242 247V246H241ZM247 247H248V244H247ZM249 247V248H250ZM4 248V247H3ZM86 248H87V245H86ZM100 248V247H99ZM126 248V247H125ZM174 248V247H173ZM172 248V249H173ZM179 248V247H178ZM205 248H207L206 246H205ZM214 248V247H213ZM212 248V249H213ZM218 248V247H217ZM221 248V247H220ZM254 248V247H253ZM79 249V248H78ZM88 249V248H87ZM96 249V248H95ZM94 249V250H95ZM101 250H103V252L105 253L104 255V257L105 258H103V260L105 261V259H108V257H107V254H109V253H113V252H115L114 254H118L119 252H121V250H122V246L120 245V243L118 244V242L117 243H115V242H107V243H103L102 245H101V248H100ZM164 249V248H163ZM181 249H182V247H181ZM219 249V248H218ZM250 249H252V248H250ZM255 249V248H254ZM83 250V249H82ZM101 250H99V251H101ZM207 250V249H206ZM264 250V249H263ZM93 251V250H92ZM158 251V250H157ZM160 251V250H159ZM178 251V250H177ZM199 251V250H198ZM233 251V250H232ZM73 252V251H72ZM127 252V251H126ZM164 252V251H163ZM182 252V251H181ZM185 252V251H184ZM207 252V251H206ZM244 252H245V250H244ZM248 252V251H247ZM260 252V251H259ZM8 253V252H7ZM87 253H88V256H89V253H91V250H90V252H88V250H87ZM94 253H95V251H94ZM101 253V252H100ZM123 253V252H122ZM121 253V255H124V254H122ZM146 253H147V251H146ZM159 253V252H158ZM166 253V252H165ZM176 253V252H175ZM233 253V252H232ZM97 254V253H96ZM99 254V253H98ZM126 254V253H125ZM149 254V253H148ZM242 254V253H241ZM246 254V253H245ZM259 254V253H258ZM77 255V254H76ZM112 255V254H111ZM119 255V254H118ZM140 255H141V253H140ZM150 255H151V253H150ZM155 255H156V253H155ZM168 254H166V256H167ZM175 255H177V254H175ZM182 255V254H181ZM186 255V254H185ZM184 255V256H185ZM201 255V254H200ZM255 255H257V254H255ZM91 256H93L92 254H91ZM100 256V255H99ZM120 256V255H119ZM125 256V255H124ZM126 256H128V259H126V260H128V262H127V264H141L142 262H141V260H145V259H141V258H139L140 256H138L137 255V252L135 251V249L134 250H130V252L128 253V255H126ZM165 256V257H166ZM211 256V255H210ZM248 256H250V254L248 255ZM251 256H252V254H251ZM261 256V255H260ZM264 256V255H263ZM102 257H103V255H102ZM121 257V256H120ZM120 257H118V258H120ZM147 257V256H146ZM150 257V256H149ZM188 256H185V258L184 257H182L181 259H183V262H184V259L186 260V258H187ZM209 257V256H208ZM207 257V258H208ZM224 257V256H223ZM231 257V256H230ZM240 257V256H239ZM245 257V256H244ZM246 257H247V255H246ZM256 257V256H255ZM100 258H101V256H100ZM117 258V259H118ZM142 258H145L144 256L142 257ZM175 258V257H174ZM217 258V257H216ZM237 258V257H236ZM250 259H252L251 257H249ZM257 258V257H256ZM102 259V258H101ZM100 259V260H101ZM150 259H151V257H150ZM168 259H169V257H168ZM247 259V258H246ZM115 260V259H114ZM121 260V259H120ZM178 260V259H177ZM200 260V259H199ZM199 260H196V262L197 261H199ZM210 260V259H209ZM213 260V259H212ZM249 260V259H248ZM111 261V260H110ZM119 261V260H118ZM123 261V260H122ZM153 261V260H152ZM160 261V260H159ZM189 261V260H188ZM195 261V260H194ZM213 261H215V260H213ZM224 261V260H223ZM226 261V260H225ZM233 261V260H232ZM105 262H108L107 260L105 261ZM104 262V263H105ZM114 262V261H113ZM125 262V264H126V261H124ZM144 262H148V261H144ZM166 262V261H165ZM210 262V261H209ZM252 262V260L250 261V263ZM255 262V261H254ZM103 263V261L100 263V264H102ZM109 263H111V262H109ZM115 263V262H114ZM113 263V264H114ZM154 263V262H153ZM206 263V262H205ZM232 263V262H231ZM248 263V262H247ZM253 263V262H252ZM251 263V264H252ZM258 263V262H257ZM106 264V263H105ZM118 264H119V262H118ZM148 264H149V262H148ZM151 264H152V262H151ZM156 264V263H155ZM158 264V263H157ZM162 264V263H161ZM165 264V263H164ZM186 264V263H185ZM197 264H201V262L200 263H197ZM233 264H235V263H233ZM249 264V263H248ZM254 264V263H253Z\"/></svg>",
	"mask_w": 264,
	"mask_h": 264
}]
</instances>
